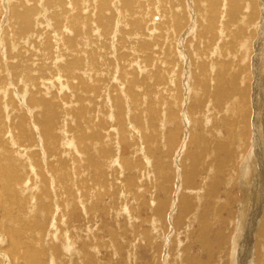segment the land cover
Wrapping results in <instances>:
<instances>
[{"label": "rangeland", "instance_id": "1", "mask_svg": "<svg viewBox=\"0 0 264 264\" xmlns=\"http://www.w3.org/2000/svg\"><path fill=\"white\" fill-rule=\"evenodd\" d=\"M2 1H4V0H2ZM28 1L30 2V0H28ZM28 1L27 0H12V1H10V3H9L10 5L7 6L8 7L7 8L8 9L7 14H6V11H4V10H6L5 9L6 6L4 7V6H2V4H0V10H2V8H3V10L0 12V17H1L0 18V22H1L0 23V36L2 37L4 35L2 38L0 37V42H2V40H4V39H8V38H12V37H14L15 40L19 39L18 41H21V43L17 42V44H19V45H17V48L15 47L16 49L14 47H11V49L14 48V51L11 52V53H13L12 54L13 56L11 58H10V56L5 55V51L3 50L4 47L2 46V44H4V41L2 43H0V55H1L0 56V79L2 80V82L3 81L5 82V80L7 79L5 84H4V82L1 83V81H0V84H1L0 90L1 89L4 90V91L1 90L2 92L0 93V94H2V97L0 100V113L3 114V115L0 114V125H2V126H0V128H2V131H3V132L0 131V136H3L4 140H8V141H5L6 146L4 145V148H5V149H3L4 152L1 153L2 155L0 154V158H1L0 163H1V160L2 161L5 160V161L9 162L11 164V165L9 164L10 166L8 165V167L6 168L5 164H3L1 169H3V167H5L6 169H4V170H7V171H9L11 169L9 172L10 173L14 172L17 175V176L15 175V179H19L23 183L26 182L25 185L24 184L22 185L21 181L14 179V183L16 184V187L14 186L16 188L15 192L20 193V196H18V193H17V195L14 194V196L15 197L17 196L18 198L16 197L17 200H14V202L11 204V206H10V204L7 205V203L0 202V247H1L0 248V264H2V263L4 264L5 263L4 261H8L9 264H51V263H53V264H193V263L194 264H206V263L211 264V262H212V264H221V263L222 264H231V259H230L229 253L234 252V254H236V252L239 251V246H241V245L244 246V249H246L248 246L250 247V253H248V255H247V258H249V259H246L244 257V253L246 251H243V248H241V252L242 251L243 252L240 254H236L235 264H245L246 261H248L249 264H255V263L264 264V260H262V259H264L263 258L264 257V253H263L264 249L262 248L263 246H260V247L256 246V248H255L256 250L254 249L255 244L256 245H260V244L264 245V238L261 237L260 234H258L259 236L258 235H256V237L252 236L253 244H251V241H250L251 238H249V240L247 239L246 243H244V239L246 238L245 237L246 231L247 230L251 231V229H252V227H250L249 225L252 222L253 216L256 214L258 209L260 210V213H262V211H264V207H263L264 206V177H263L264 176L263 175L264 174V159H263L264 155L262 153V144H264L262 142H264V140L261 143H257V145L253 144V143H255L256 139L259 138L258 136H261V138L262 137L264 138V124H262V123H264V91H263L264 90V84H263L264 83V76H263L264 66H263V60H262V57H263L262 53H264V47H263L264 46V42H263L264 39H262V37H264V35H263L264 33H262V26H264V22H263V18L261 15L262 13H264V7H262V5L259 6V9H261V11H263V12H261L259 10V12L261 14L258 13L259 14L258 20L257 21L253 20L254 23L256 21L257 27H255V24H254L255 28L253 27L254 29L253 28L251 29V30H253L252 35H254V33H255L254 36H255L256 40L260 37L257 40V42L253 38L252 39L253 45L250 44V48H248V50H246L247 52L246 51H245V53L241 52L238 55V57H234V55H235L234 51L231 52L227 49L228 46H227V43L225 41L223 42V44L220 45L221 41L218 39L214 40L213 45H210L208 47L202 46L201 48L198 47V49L200 48V49L204 50V51L202 50V53H204V52L206 53L203 59H205L206 61L208 60V62H209L208 68L210 70L209 69L207 70L208 74H206V75H196L194 73L193 69L196 70V68H197L195 66L196 62L201 63L202 58L199 59V57H198V55L200 54V50L197 51L196 48L191 47L190 48L191 53H189L188 50H186L184 48L193 46V44L196 42H201V41H197L195 39V37H196L195 34L200 33L199 32V31H201L200 28L205 23L203 21H200V20L197 21L196 20V25L198 27H195V29H194L195 34L194 33H191L190 35L188 34L187 35L188 37L184 38L185 42H183V44L180 43L181 42V40H180L177 42L176 45H174V48H173L174 51L171 50V48H169V46L173 47L174 42L172 43L173 37H171L170 36L171 33H169L172 31L171 25H169V24L170 23L172 24L174 18L172 17V19H171L172 22L170 21L169 24L166 23V25H165V22H164L163 25L159 26L160 20L162 18H164L166 15H168V13H170V12L173 13L175 11V9L177 8V7L175 9L173 8L171 0H133L134 6L137 5L139 7V12H137V13L139 14V13L143 12V13H141V14H143V15H141V19H136V20H129V19L125 20V18H126L125 12H127L128 10L126 8H123L122 4H121V8L117 7L116 2L114 0H111L110 3L113 6V7L111 6L113 9L110 8V9H107L106 11L113 10L114 12L112 14L110 12L107 13V14H111V15H106L105 18L113 19V21L115 23V25L114 24L113 25L115 27L112 25L113 26V28L111 30L112 33L110 32L111 36L109 34H106V39H105V34H102L103 32L101 29V27L104 23L101 22L100 26H99V23H97V15H96V13L94 14V12H96V11H94V9H92L94 7V5H93V7H91L92 10L89 8L90 7L89 5H85L87 3L89 4V2H88L89 0L88 1L86 0L85 4H83V6H79L80 9H79V7L77 8V6H76L77 0H67L70 4L66 0H64L67 3H65L64 6L60 5L61 6L60 8L58 7L59 4H64V2L62 0L61 1L63 3H61L60 1H57V0H54L57 2H54L53 0H51L53 2V3L51 2V5H50V2H48L50 0H45L44 2L42 0H39V2L41 1V3H37L38 2V0H37L36 1L37 4L32 5V7L35 8L34 12L32 11V14L30 13V16L28 15V19H30V21L32 18L35 19L36 21L32 20L33 22L31 21V23L29 22L27 25H25V22L28 19L21 18L20 16L16 17V19H15V17H13V16L11 17V14H12L13 8H15L14 10L17 9V11L18 10L21 11L24 7L28 6V4H27ZM80 1H82V0H80ZM119 1L121 2V0H119ZM72 2H74V3H72ZM83 2H84V0H83ZM190 2H191L190 0H183V6H184L183 8H184V10L186 9L185 11H187V12H185V13L188 14V19H189L188 26L193 24V20L191 18V16L193 15V10H192L193 8H192V6H191L192 4ZM47 3H49V4H47ZM31 4H29V6ZM38 4H39V6H38ZM54 4H56V5H54ZM46 5L48 6V8ZM73 5H75L77 9L74 8ZM71 6L73 8H68ZM137 6H136V8H137ZM51 7H53V8H51ZM140 7H141V9H140ZM163 7H166V8H163ZM56 8L59 11H57ZM62 8H64V10H66V12H67V13L65 12L66 14H64V11ZM65 8H67V9H65ZM169 8L171 10L170 12H168ZM171 8L174 9V11ZM190 8H191V10H190ZM201 8L202 7H200V9ZM45 9H46V11H45ZM50 9H51V11H50ZM166 9L168 10L167 13H166ZM42 10H44V11H42ZM77 10H79V11H77ZM81 10L84 13H79V12H81ZM140 10H142V11L140 12ZM176 10H179V9H176ZM54 11H57V13L59 15H61L63 12V14L61 15L62 19L57 14L54 16L53 15V14H55ZM76 11H77V13H79L77 16L80 17L81 19L84 18L85 15H87L88 17H86V16L85 17H86V19H88L89 22L86 21L85 18H84V20L83 19L80 20L78 18L79 19V22H78L77 16L75 15V17H74V14L76 13ZM123 11H124V25L126 23L127 24L124 26L123 31H121V32L119 31V34H116L118 32L117 30L120 29L119 23H120V19L122 18L120 16V12H123ZM196 11H197V9H196ZM43 12H44V14H43ZM50 12H52V13H50ZM60 12H61V14H60ZM164 12L166 13V15ZM87 13H89V14H87ZM133 13H134V11H133ZM161 13L164 14V17H162L163 15ZM71 14H73V15H71ZM200 14H201V12H200ZM38 15H40V16H38ZM186 15H185V17H187ZM41 16H42V19H41ZM43 16H44V18H43ZM56 16H58V18H56ZM72 17H74L76 19L73 20L74 18H72ZM68 18L69 19L71 18V19L68 20ZM38 19L43 21V22H41V21L38 22L39 21ZM59 19H61L60 22H59ZM4 20H5V22H4ZM55 20H57V21H55ZM44 21L46 22L47 28L45 27ZM63 21H64V24L62 23ZM70 21L72 22V25H71ZM84 21H85V23H84ZM134 21L141 22V23L137 22L138 24L136 23L137 25H140L139 28H137L138 26L135 24ZM2 22H4L5 24H3ZM75 22H77V23H75ZM190 22H192V23H190ZM35 23H37V24H35ZM38 23L39 24L41 23L42 25L40 26ZM57 23H59V26L62 24L60 26V28H59V26L57 28L55 27L56 25H58ZM82 23L85 25H83ZM89 23L93 24V26L88 25ZM31 24H33V25L30 27ZM48 24H50V25H48ZM80 24L83 26L82 28H81ZM86 24L89 27H87ZM201 24H202V26H201ZM261 24H262V26H261ZM63 25L65 26V28H66V26L70 27V25H71V27H70L71 30L68 29L69 28L68 27V28H66L68 31H66ZM73 25L74 26L77 25V27H80V28L76 29L77 27H74ZM133 25H135L136 27ZM182 25H183V23H182ZM182 25L180 27H182ZM131 26H133V27L131 28ZM168 26H170L169 28L171 31L167 28ZM39 27L43 30V32H41ZM42 27H44V28H42ZM61 27H63L64 30ZM90 27H91V29H90ZM92 27L94 28L93 29L94 31L92 30ZM142 27H144L142 29V31H144L146 33V35H145L146 37L144 36L145 33L142 32L140 29ZM162 27H165V28H162ZM45 28H46V30L47 29H49V30L46 31ZM73 28H75L76 30ZM135 28H137V29L135 30ZM147 28L149 30H147ZM161 28H162V30H160ZM50 29H51L52 33L50 32ZM57 29L59 31H63V32H59L62 36H65L67 34L66 37H64V39L71 37L69 39L70 43L69 42L66 43L67 41L65 42V40L63 41V37L57 33L58 32ZM86 29L91 30V31H89L91 33L87 32ZM163 29L164 30L166 29L165 31H167V30H169V31L165 32ZM21 30H23V31H21ZM32 30L34 32H31ZM38 30H40V31H38ZM81 30H83V31H81ZM100 30H101V32H100ZM138 30H140L141 32L140 31L137 32ZM17 31H21V32H17ZM55 31H57V32L55 33ZM71 31L75 32L76 34H80V35H76L73 32L71 33ZM79 31H81V33ZM114 31L116 33H114ZM65 32H68V33L70 32V33L65 34ZM184 32H185V29H184ZM2 33H4V34L2 35ZM42 33H44L43 36H42ZM86 33H89L88 35L89 36L91 35V36L88 37V35H86ZM120 33H121V35H120ZM134 33L135 34L137 33V34L135 35ZM142 33H144V34H142ZM156 33L158 35H156ZM160 33L162 34L161 36H163V37L167 36V37L166 38H163V37L159 38ZM5 34H7V36L8 35H10V36H8L6 38ZM48 34H50V35H48ZM54 34H55V36H57V38H55ZM72 34H73V36H74V34L76 35L75 38L72 37ZM138 34H141V36ZM149 34L150 35L152 34V35L149 36ZM154 34L156 35V37L157 36L158 37L156 38ZM39 35H41V36H39ZM47 35H48V37L50 36L49 38L51 40V43H50V40L47 37ZM68 35H70V36H68ZM107 35H109L110 37ZM153 35H154V38L152 40L151 37H153ZM35 36L37 39L35 38ZM92 36L95 37V38L93 37V40L95 39L97 41V43L94 42L95 40L94 41L90 40V39H92L91 38ZM118 36L123 37L121 43L118 42V40H119ZM191 36H193L194 39L189 38ZM17 37H20L21 40H20V38H17ZM45 37H47L46 40L44 39ZM78 37H79V39H81L80 41L78 39H76ZM83 37H85V38H83ZM107 37H108V39L110 38V41L107 39ZM58 38H60L59 41H57ZM73 38L75 39L74 41L77 40L75 42L77 45L75 43H73L74 42ZM87 38L89 39V41H88L89 43L87 42V40H88ZM32 39H33V41H32ZM38 39H39L40 43H39ZM42 39L45 40L46 44L42 42L43 41ZM47 39H48V41H47ZM54 39H57V40H55L56 43L54 42ZM71 39H72V41H70ZM83 39H84V41H83ZM97 39L101 42L104 41V42H102L103 46L101 45V42H98ZM145 39L147 40L148 44L150 43L149 44L150 46H151L152 42L155 43L151 46L152 50H149V49H151V48H149L150 46L148 48L147 47L143 48V47L137 45L139 43L138 42L139 40L146 41ZM165 39H167V40L165 41ZM187 41L188 42L191 41L192 43L189 42L191 45L188 44ZM31 42H36L37 46L35 45V43H34L35 46L33 45V43L30 46ZM63 42H64V44L65 43L68 44V45H66V44L65 45L67 48L69 47V49H67L65 47V45H63ZM82 42L84 43V45L82 44ZM216 42H218V43L216 44ZM41 43L45 44L48 47H45V45H43V44L41 45ZM71 43H73V46H71V48L76 45L75 47H77V49L73 48V50L79 51V49H80L81 54H79L80 52H74L72 49H70L69 44H71ZM90 43H92V44L89 45L90 47L87 48L88 44H90ZM117 43H119L120 45L119 44L117 45ZM122 43H124V44H122ZM22 44H23V46H22ZM26 44H28V47ZM39 44H40V46H38ZM60 44L63 45L62 48H61ZM97 44L100 45L103 49L100 46H98ZM20 45L22 48L25 47L22 50L23 52L20 50L21 49ZM79 45H80V47H79ZM215 45H217L218 47L221 46L224 49L221 50L218 47L215 48ZM1 46H2V48H1ZM52 46H54V47H52ZM124 46H126V47H124ZM224 46H226V47H224ZM41 47H43V48H41ZM63 47H65L66 49H64ZM96 47L97 48L100 47V48L95 50ZM120 47H121V49H120ZM166 47L169 48L170 50L167 49ZM203 47H205V48H203ZM233 47H235V46H233ZM50 48H52L53 50H51ZM18 49H19V51H18ZM25 49L29 50L30 54L33 55V57L29 54L28 51L26 52ZM42 49H47L49 51L45 52L47 50H42ZM61 49H62V51H61ZM63 49H64V51H63ZM89 49L90 50L92 49L91 52L89 51ZM101 49L103 50L102 52L100 51ZM114 49H117V51ZM160 49H161V51H160ZM206 49L209 50V52ZM215 49H217V52H215L216 51ZM55 50H59L60 56H59V53H58V55H56V52H58V51H55ZM98 50H99V52H98ZM113 50H114V52H113ZM165 50L167 53L165 52ZM181 50L186 51L184 53L185 55H182L183 52H181ZM20 51H21V53H20ZM24 51H25V53H27V54H25V56L28 55V57L26 56L27 58L25 56H23L24 54H22V53H24ZM31 51H33L34 53H32ZM51 51H52V54H55L56 56L55 55L51 56V54H50ZM85 51H89L87 53L91 54L90 56L95 57L98 60H96L95 58H92V57H91L92 58L91 59L89 57V55L87 56V53ZM95 51L98 52V54ZM154 51H155V53H154ZM168 51L175 56L177 61L175 60V58L172 55H170V53H168ZM257 51H259V52H257ZM43 52H44V54L45 53L46 54L44 55ZM92 52L95 56L92 55ZM192 52H194V53H192ZM39 53H41V54H39ZM62 53H64L65 55L67 53H69V54L71 53V55L68 54V55L64 56V54H63V56H62ZM75 53L77 54L78 58L76 57V55L75 56L73 55ZM82 53L84 55H82ZM150 53H151L152 57H151V55H149ZM228 53H230V54H228ZM49 54H50V56H49ZM100 54H101V56H99ZM14 55L16 56V58L14 57ZM42 55H44L46 58ZM80 55L84 56L83 57L84 59ZM160 55H161V57H160ZM223 55L227 59H225V58L223 59V57H224ZM67 56H68V58H66ZM73 56L76 58H74ZM117 56H120V57H117ZM186 56H188L187 59H186ZM31 57L34 59H32ZM39 57H40V59H39ZM42 57H44L43 58L44 60L42 59ZM86 57H87V59H86ZM88 57H89V59H88ZM183 57L186 59L185 61H184ZM5 58H7V59H5ZM22 58L24 59V61L22 62L23 65L22 64L18 65V66H20V67H18L17 64L21 63V61L23 60ZM25 58H26V60H25ZM152 58L153 59L155 58L156 60H153ZM164 58H165V61L163 60ZM207 58H209V59H207ZM217 58L220 61H218V62L214 61V59H217ZM244 58H246V59H244ZM27 59H29V60H27ZM56 59H57V61H56ZM58 59H59V61H58ZM64 59H66V60L68 59L70 64L68 63L69 64L68 65L67 64L68 61H66ZM72 59H74L76 62ZM77 59L79 60V62ZM60 60L62 61V63ZM92 60L95 62L97 67L99 66L98 67L99 71L97 70V68H96V70L94 69L95 65H92L93 64ZM99 60H100L101 64L99 63ZM16 61L20 62V63H17ZM30 61H32V62H30ZM73 61L77 65H75ZM82 61H84V63ZM90 61H92V63ZM175 61H176V63H175ZM211 61H212V63H211ZM8 62L14 63V65H15L14 69L10 70L13 74L7 68ZM24 62H27V63L24 64ZM34 62H36L37 64ZM89 62L91 63L90 67H89ZM97 62H98V64H97ZM213 62L215 64L219 63L220 65L219 64L215 65V64H213ZM28 63L31 65V67L29 66ZM59 63H61V64H59ZM64 63H66V65ZM186 63H187V65H186ZM32 64H34V65H32ZM44 64L46 65L45 67H43ZM72 64L75 65V67ZM78 64H80V65H78ZM173 64H176V65L174 66ZM40 65H42V66H40ZM50 65H52V67H48ZM64 65L67 66L66 67L67 69L65 68ZM91 65L94 67H92ZM214 65L216 67H213ZM32 66H35L36 68H34V67L32 68ZM56 66H61V67H56ZM70 66H72V68H70ZM166 66H168V67L166 68ZM172 66H173V68L170 69ZM29 67L31 69H29ZM42 67H43V69H42ZM77 67H78V69H76ZM91 67H92V69H91ZM19 68L20 69L22 68L23 72L22 71L19 72V70H20ZM44 68H45V70H44ZM63 68H65V69H63ZM69 68L72 70H70ZM218 68H219V70H218ZM256 68H257V70H255ZM23 69H25V72ZM38 69L39 70L42 69L43 71H45L47 76H46V74H44L43 71L40 72ZM51 69H53L52 72H51ZM2 70H4V71H2ZM62 70L63 71L65 70V72H63ZM67 70H69V71H67ZM76 70L77 71L79 70V72H77ZM178 70H180V71H178ZM188 70H190V71L188 72ZM27 71L29 72V74ZM30 71L34 72L35 75L32 73V75L34 77L32 75H30L31 74ZM247 71H249V73H251V75L247 74L248 73ZM39 72L41 73V75L39 74ZM156 72L159 74L156 75L155 74ZM36 73H37V75H36ZM65 73H66V76L64 75ZM72 73L74 74L73 75L74 77H72V75H71ZM196 73L197 74L200 73L199 68L196 70ZM42 74H43L44 78L42 77ZM55 74H57V75H55ZM67 74H70L68 76H69V78L72 77V78H70L71 80L68 78ZM167 74H169V75H167ZM215 74H222L226 78V79L223 78L224 84L222 83L223 91L226 90L224 92V95H223L225 97H223V96H220V97H218V96L217 97L216 96H211V97L207 96L206 98L209 97V99L215 100V97H216V99L221 101L223 107H226V106L231 107L233 104H236V97L234 95H236V96L238 95L239 98L243 97V95H244V98L248 102V104H250V105L252 104V106H251L252 108L250 107V109H248L251 111V113L249 114L250 116H249L248 121H249V125H251L252 128H250V130H249L250 134H249V132L245 133L246 136H244V139H246L245 140L246 143H245V149H244V151L242 150V152H241V149L239 148L241 143L240 142H239L240 144L237 143L238 142L237 140H240L238 131H237V129H235V127H233L230 123L228 124V122H227V119L229 116V114H228L229 110H226V109H225V111L224 110H222V111L216 110L219 113L218 115L216 114L217 113L216 111H214L215 114L212 113L213 111H211V113L214 116H217V117L219 116L218 120H216V121L218 123L221 121L220 122L221 124L219 123L218 127L216 128V131L213 130V132L215 133V134H213V136H215L216 134H217V136L213 137L212 135L209 134V127L213 128V126L211 127L212 124L210 123V122L213 123V120L209 119V118H211L212 114H210L209 109H208L209 111L206 109V107L210 103V100L208 101V99L206 100L204 98L203 99L200 98L201 93L199 92L198 87L200 86L201 82H197V80L205 79L206 76L214 77ZM83 75L85 77L86 76L87 77L85 78ZM148 75H151L152 77H150ZM164 75H166V76H164ZM184 75L186 78L184 77ZM226 75H228V76H226ZM1 76H2V78H1ZM98 76H100L102 79L98 78ZM236 76H238V78L234 79V77H236ZM20 77L22 78V80L20 79ZM153 77L156 79V81ZM183 77L185 79H183ZM258 77H259V79H258ZM34 78H35V80H34ZM39 78H40V81L38 80ZM48 78L50 80H48ZM82 78H83V80H82ZM123 78H124V80H123ZM240 78L244 79V84H245L244 86L241 84ZM54 79L55 80L57 79V80L55 81ZM66 79H68V81H66ZM92 79H94V80H92ZM130 79H133V80H130ZM194 79H197V80H194ZM15 80H17V83ZM78 80H79V83H78ZM84 80H86V82ZM157 80H159L161 83ZM186 80L187 81L191 80V82L189 81L188 82L189 84H188ZM253 80H255V81H253ZM35 81H36V83L38 81L40 83L38 82L35 86L34 85ZM49 81H50V83H49ZM52 81H54L56 83H51ZM136 81H137V83H136ZM162 81H164L163 84H162ZM84 82H85L86 88L88 87L89 89L85 88ZM247 82L249 84H247ZM48 83L50 85L53 84L54 87L52 85L50 86ZM71 83H73V84H71ZM158 83L160 84L159 87H157ZM190 84H191V86H190ZM37 85L39 86L38 88H36ZM47 85L49 88L50 87L51 88L48 89ZM55 85H57V86H55ZM71 85L72 86L75 85L74 86L75 88L72 87ZM214 85L215 84H211L210 88H212ZM246 85H247V87H246ZM43 86H46L48 91H46V88ZM147 86H149V87H147ZM160 86L162 87L161 89H160ZM163 86H164V89H163ZM189 86L191 89L198 92L197 96L193 95L192 91L187 90V88ZM19 87L21 88V90ZM93 87H94V89H93ZM35 88H36V90H35ZM52 88H54V89L52 90ZM71 88H72V90H71ZM155 88H157V89H155ZM237 88L238 89L240 88L241 90L239 89L235 94H233V90L236 91ZM39 89H40V91H39ZM43 89L45 92L43 91ZM159 89L163 90V91L161 92V91H159ZM155 90H156V92L154 93L153 91H155ZM10 91H12V93H10ZM13 91H14V93H13ZM40 92L42 93V95ZM58 92H60V93H58ZM218 92H219V90H218ZM228 92L230 95H228ZM231 92H232V94H231ZM247 92H248V94H246ZM61 94H63V95H61ZM144 94H146V95H144ZM160 94H163V95H160ZM249 94H251L250 97H249ZM11 95L13 96L12 100L8 101V97ZM159 95L161 97H163V98H160L161 100L158 99L160 97ZM247 95H248V97H247ZM64 96H67V97H64ZM133 96H134V98H133ZM184 96H187V97H184ZM233 96L235 97V100H234ZM252 96L254 97L253 101H252V99H253ZM35 97H37L36 99H39V97H40V100L41 99H43V100L41 102L35 103V101H34ZM78 97L81 100H78ZM193 97L195 100H192ZM50 98L55 99V101L51 99V102H50V100H48ZM154 98H155V100H154ZM28 99H30V100L32 99L31 102L33 104H36V107L33 104L31 106H27L26 102ZM45 99H46V101H45ZM47 100L51 104L52 108H53V106L55 108L56 107L58 108L61 105V107H60L61 110L59 108H58V110H60V113L62 111L63 112L61 113V115L59 113V117L61 116L60 117L61 119H58V120H60L59 123L55 122L51 128V131L46 133L47 135H45L46 131L43 129V131H45V132H43L41 127L38 126L39 125L37 123L38 121L36 120V117H34L35 116L34 114L36 112H34V111H39L40 107L42 108L45 104H48ZM197 100L200 102L198 103ZM232 100H234L233 101L234 103L232 102ZM179 101H182L183 103L185 101L188 105L194 106L195 110L197 112L193 113V110H192V112L188 111L189 114L187 113L188 117H186L183 114V112L184 113L187 112L186 109L185 108L183 109V107L179 106L180 104L177 105L178 103H175V102H179ZM258 102H260V103H258ZM38 103H40V104L43 103L44 105L43 104L40 105ZM149 103L151 104V108H152L151 110L149 109L150 108ZM23 105H25V106H23ZM160 105H161V107H160ZM169 105H171V106H169ZM253 105H254V107H253ZM153 106L156 107V108H154V110L156 109L157 111L153 110ZM255 106H257V107H255ZM166 107H168L167 108L168 110L166 109ZM169 107H170V109H169ZM1 108H4V109H1ZM69 108H70V110H69ZM147 108H148V110H147ZM159 108H161V109H159ZM163 108H164V112H163ZM255 108H257V113H258L257 116H260V118L255 119L252 116V114L255 113ZM33 109H34V111H33ZM74 109L77 113L75 111L72 112ZM251 109H253V110H251ZM28 110H29V112H28ZM30 110H32L33 112ZM170 110L172 112H170ZM16 111H18V112H16ZM19 111H21V112H19ZM87 111L89 113H87ZM148 111H150V113L152 112L153 115H151V114L149 115ZM13 112H15V113H13ZM158 112H160L159 114H161V119H160L159 114L158 115L156 114ZM233 112L234 111H232V115L238 117V112L235 111L234 114H233ZM6 113L8 116L6 115ZM11 113L13 116H11ZM65 113H67V115ZM83 113H84V115H83ZM171 113L173 114L174 117H172V118L175 119V121L172 119H170L171 121H169V116L171 115ZM223 113L225 115L226 114H228V115L225 116ZM20 114H22V116ZM27 114H29V115H27ZM79 114L82 117H80ZM166 114L169 116H166ZM18 115H20V116H18ZM24 115H25V117H23ZM30 116H33L32 119L30 118ZM67 116H68V118H66ZM69 116L71 117V119ZM157 116H159V118ZM205 116H207V117H205ZM222 116H223V118H222ZM251 116L254 119H251ZM7 117H9V118H7ZM86 117H88L87 119L90 120L89 124H91V125H89V126H87L88 122H87V124L83 123L84 120L87 121ZM162 117H164L165 119ZM4 118H7L6 120H8V121H6ZM79 118H80L81 122H80ZM14 119L18 123V125L23 124L22 129L24 126L23 131L25 134L23 133L21 135L20 133L17 132V135L20 134L19 136H17L13 133L12 124L10 122H12L14 125V122H15ZM20 119H21V121H20ZM22 119H24L25 122ZM68 119H69V121H68ZM76 120H78V122H76ZM166 120L168 122H166ZM205 120H208L207 123L205 122ZM210 120H212V121H210ZM252 120H254L256 123H259V124H255L254 122H253V124H251L250 121H252ZM32 121H35V122L32 123ZM67 121H68V124L70 127H67L68 124L66 127L70 128V130H71L70 132L68 130H66L67 128L65 127ZM158 121H161V122L165 121V123L164 122L160 123ZM177 121H178V123H177ZM257 121H259V122H257ZM28 122H30V123H28ZM171 122H172V124H171ZM2 123L4 124V127H3ZM26 123L29 125H27ZM35 123L37 125H35ZM60 123L62 124V126ZM70 123H72V124L70 125ZM78 123H80V124H78ZM76 124H78V126ZM82 124L85 125L86 127L83 126ZM160 124H162V125H160ZM163 124H165V125H163ZM8 125H9V127H8ZM54 126H55V128H54ZM82 126L86 130L83 129ZM117 126L120 129H118ZM162 126L163 127L166 126V127L163 129ZM15 127L20 129V127H17V126H15ZM28 127H30V128L26 129ZM59 127L63 130H61ZM78 127L81 129H79ZM176 127H178V132H177V129L175 130V132H177V135H173L172 138L177 137V143H176V145L174 144L175 146L174 145L169 146L168 142L166 140L168 138L167 136L169 135V132L171 130H174V128H176ZM179 127H180V129H179ZM53 128L56 129L57 131H58V129H60L63 132H60V130L57 132ZM71 128L73 130H75L77 128L78 131H77V129L75 130L77 132V134H74L76 132L72 131ZM253 128H254V131H253ZM36 129H37V131H36ZM11 130H12V132H11ZM33 130H35L34 135H33ZM65 130L68 132H66ZM118 130L120 131L119 133H118ZM8 131L10 132V134L7 135L6 132L9 133ZM27 131H28V133H27ZM236 131H237V133H236ZM36 132L39 133L40 135L35 134ZM211 132H212V130H211ZM60 133L63 134V138H62V136L60 137ZM64 133H65V135H64ZM235 133H236V135H235ZM28 134L34 136L33 137L34 142L38 143V144H36V143L35 144L36 145L41 144L40 145L41 148H40V146L34 145L33 144L34 142L33 143L31 142V141H33L32 136H29ZM255 134H257V138L254 137V136H256ZM77 135H78V137H81L80 139H78V141H76V138H78V137H76ZM229 135H230V137H229ZM40 136L42 137V139ZM47 136H49V137L51 136L50 137L51 139L50 138L48 139ZM20 137H21V139H20ZM37 137H40V138H37ZM73 137H75V139ZM235 137H237V139ZM245 137H247V138H245ZM56 138L60 139V141L58 140V142H57ZM28 139L31 141L29 142ZM39 139H41V140H39ZM71 139L73 141H71ZM49 140H50V142H49ZM54 140H56V144L54 142L55 147L53 144ZM80 140L82 142H80ZM17 141H18V143H17ZM44 141L47 143V145L50 144V146H52V147L48 146V148L51 151H49L48 148L45 150L47 145H46V147H44V144H45ZM63 142H64L65 147L59 145V144L63 145ZM230 142L232 143L231 145H230ZM14 143L17 146L19 145L20 147L18 146L19 148H17V146ZM30 144L32 145V148L30 147L31 146ZM67 144H69V145H67ZM82 144H83V146H81ZM248 144L250 145L251 148L249 147ZM33 145L35 147L34 149H33ZM69 146H71L72 148ZM7 147H8L9 151L7 150ZM254 147L256 148L255 152H258V157L256 158V161L253 160L254 164L251 162V166H248L249 168H247L246 164H245V166H246L245 169H243L242 167L238 168L237 161H236L237 156L238 155L241 156L240 155L241 153H244V154H242V158L243 157L246 158L247 156H250L248 153L249 149H250L249 150L250 153L252 155H254L253 154V151H254L253 148ZM42 148H44V150ZM222 148L228 149V151L224 150L225 151V153H224ZM38 149H39V151H37ZM53 149L54 150L60 149V150H57V152H56L57 154H60L62 150L64 152V153L62 152L60 154V157H58L61 159V160L59 159V163H58V164H61V166L56 164V165H58L57 166L58 168L55 165H52V164H54V162L51 163L53 160H55L54 159L55 157L53 158V156L57 155L55 153H53V155H52V153H50V152H53L52 151ZM11 150L14 151L15 153L12 152ZM25 150L26 151L29 150V151L26 152ZM47 150L49 151L48 153H47ZM31 151L32 152L35 151L36 155L34 156V153H31ZM75 151L78 153H76ZM237 151H238V154H236ZM38 152L40 155L42 153H46V157H44V156L41 157L38 154ZM13 153H14V155L16 153L17 154L15 156H13ZM29 153H31L34 157ZM261 153H262V156H261ZM5 154H7L8 158ZM9 154H11V155H9ZM190 154L195 155L194 156L195 164L191 161V158H189ZM3 155L6 157H4ZM50 155H51L53 160L50 159L51 158ZM11 156H13V157H11ZM38 156H40L41 158L39 157L37 159L36 157H38ZM219 156H220V158H219ZM259 156L262 158H260ZM11 158H16V159H11ZM23 158H24V160H23ZM32 158H34V160ZM221 158L226 159V161L223 162L224 159L221 161ZM242 158H241V160H242ZM36 159L38 160V162L36 161ZM39 159H40V162L42 161L41 167H38V164L40 166ZM48 159H50L51 161ZM47 161H48V164H47ZM49 161H50L52 166H50ZM89 161L93 164V167ZM109 161H110V163H109ZM61 162L64 164L65 168H63L64 166ZM229 162H231V163H229ZM190 163H191V165L193 164L194 166H197L196 173L191 172V171L188 172L191 169ZM42 165H43V167H42ZM16 166H18L20 169ZM26 166H28V167H26ZM53 166L55 167V169L56 168L57 169L54 170ZM87 166L89 167L88 170H87V168H88ZM9 167H11V168H9ZM14 167L16 168V171H13ZM252 167H254V169ZM28 168H30V169H28ZM40 168H43L42 170L44 173L41 172ZM50 168H52V169H50ZM17 169H19L18 170L19 172L17 171ZM32 169L34 171L36 169H38L37 171H35V173H38V174H35V175H37L36 179H34L35 175H34V171L32 172ZM61 169H62V172H61ZM57 170L60 172L58 173ZM217 170L220 173L223 171L224 174L222 175L219 172L217 173ZM46 171H48V172H46ZM23 172H25V173L23 174ZM243 172H245L246 174ZM50 173L52 176L50 175ZM44 174L45 175L47 174L49 177L46 175L45 177L48 179L45 178V180H44L45 182L44 181L42 182V180L44 178L43 177ZM60 174H62V175H60ZM190 175H192L193 177ZM18 176H19V178H17ZM23 176L24 177L26 176L25 177L26 179ZM55 176H58L57 179L60 178V179H63L64 181L62 182L60 179H58V181H60L58 183V181H56L57 179ZM78 176H79V178H78ZM245 176H247V177H245ZM215 177H217L218 179H216ZM73 178L74 179L76 178L75 181ZM53 179L55 180V182L53 181ZM78 179H80V180H78ZM26 180H28V181H26ZM48 180L49 181L51 180L53 182V184H51L52 183L51 181H50L51 183L50 182L48 183L47 182ZM81 180L82 181L84 180V181L82 182ZM214 180L217 181V184L215 182H213ZM219 181H220V184H219ZM56 182H57V184H56ZM44 183H46V187H45ZM213 183H215V184L213 185ZM18 184H19V187L17 186ZM26 185H29L27 188V190L29 189L28 190L29 193L26 192V195H25V191H26L25 187H27ZM34 185L35 186L38 185V186H36V188H33ZM17 189H20V191L22 190L23 192H20ZM52 190H53V192H52ZM1 191H2V189H1V184H0V193H1ZM49 191H51V192H49ZM32 192L34 193V195H32ZM27 193H28V196H27ZM36 193H37V195H36ZM38 193H39V197H38ZM49 193L51 196L49 195ZM194 193H195V195H194ZM196 193H198V195ZM189 195H191V196L189 197ZM199 195L202 199L198 198ZM187 196L190 198V200L188 199ZM22 197H23V199H22ZM28 197L30 200L28 199ZM43 197H45L44 201H43ZM54 197H57V198H54ZM253 197L255 200H253ZM247 198L249 199V202H251V204L249 203L248 207L246 208V211L244 212L245 209H243V206H244L243 199H247ZM198 199H199V202H197ZM0 200L2 201V199H0ZM179 200L180 201L182 200L181 204L188 202V203H186L185 206L187 207V211L189 210L190 213L184 214V213H182V211H180V209H179L180 204H178V203H180ZM160 201H161V203H160ZM254 205H256V206H254ZM258 206H260V207H258ZM241 207L243 210L241 209ZM162 210H164L165 212ZM247 210L250 212H248ZM241 212H244L245 216L239 215ZM246 212L248 213V215ZM241 214H243V213H241ZM192 217H194V218H192ZM258 219H260V217H258ZM182 220H183V222H182ZM181 222H182V224H181ZM233 222H235V223H233ZM239 222H240V224H239ZM241 224H243V228H245V229L242 228V231H241V229L239 231V230H237V228L239 229ZM203 225H205V226H203ZM240 235H242V236H240ZM233 240L238 242L237 246H232ZM256 240H257V243H256ZM219 247H221V248L219 250L220 252L218 253ZM69 248H71V249H69ZM251 248H253L254 250ZM259 249H261V250L263 249V250L261 251ZM261 253H262V255H261ZM29 254L31 255L32 258L30 257ZM70 254H72V256ZM3 255L6 256V258H2ZM28 255H29V257H28ZM33 255L35 256V258ZM261 257H262V259H261ZM29 258H31V259H29ZM260 259L262 261H260ZM49 262H51V263H49Z\"/></svg>", "mask_w": 264, "mask_h": 264}, {"label": "bare ground", "instance_id": "2", "mask_svg": "<svg viewBox=\"0 0 264 264\" xmlns=\"http://www.w3.org/2000/svg\"><path fill=\"white\" fill-rule=\"evenodd\" d=\"M10 1H12V0H4V1H0V4H2V6H6V10H4V11H6V14L8 13V5H10L9 3H10ZM28 1V0H27ZM36 1L37 0H30V2L28 1L27 2V4H28V6H26V7H24L21 11H17V9L16 10H14L15 8H13V11H12V14H11V17L13 16V17H15V19H16V17H18V16H20L21 18H26V19H28V15L30 16V13L32 14V11L34 12V7H32V5L33 4H37V3H41V1L39 2V0H38V2L36 3ZM43 2L45 1V0H42ZM54 1V0H53ZM57 1H60L61 3H63L64 2V4H59V8L61 7L60 5H65V3H67V2H65L64 0H57ZM57 1H54V2H57ZM88 1V0H87ZM115 2H116V4H117V7H119V8H121V4L123 5V8H126L128 11L127 12H125V20H127V19H129V20H136V19H141V15H143V14H141V13H143V12H141L142 10H140V12L141 13H137V12H139V7L137 6V5H135L134 6V4H133V0H121V2L119 1V0H114ZM172 1V5H173V8L175 9L176 7V9H179V10H176L175 9V11H174V9H172L174 12L173 13H171L170 11V8L167 10L166 9V13H167V11L168 12H170V13H168V15H166V13H165V17H164V14L163 13H161L163 16L162 17H164V18H160L161 20H160V22H159V26L160 25H163L164 24V22H165V25H166V23L167 24H169V22L171 21V19H172V17L174 18L173 19V22H172V24L170 23L169 25H171V28H172V31L170 30V26H168L167 28L171 31V32H169V33H171V37H173V40H172V43H173V47H170L169 45V48H171V50H173V48H174V45H176L177 44V42L178 41H180L181 40V42L180 43H182L183 44V42H185L184 41V38L186 37H188L187 35L189 34H191V33H194V29H195V27H198L197 25H196V20L198 21V20H200V21H203L205 24L202 26V24H201V31H199L200 33H198V34H195L196 35V37H195V39L197 40V41H201V42H196V43H194L193 44V46H190V47H185L184 49H186V50H188V52L189 53H191V51H190V48L191 47H193V48H196V50L197 51H199L200 50V54L198 55V57H199V59L200 58H202L201 59V63H198V62H196L195 63V66L197 67H195L196 68V70L199 68V71H200V73L199 74H197L196 73V70L195 69H193V71H194V73L196 74V75H206V74H208V64H209V62H208V60L206 61L205 59H203L204 58V56H205V52L204 53H202V50L203 49H200L202 46H205V47H208V46H210V45H213V42H214V40H216V39H218V40H220L221 41V43H220V45L221 44H223V42L225 41L226 43H227V46H228V50L229 51H234L235 52V55H234V57H238V55L241 53V52H244L245 53V51L246 50H248V48H250V44H252L253 45V42H252V39L254 38L255 39V33H254V35H252V31L253 30H251L253 27H254V24H255V27H257L256 26V21L258 20V15L259 14H261L260 12H259V10L261 11V9H259V6L260 5H262V7H264V0H190L191 2V6H192V10H193V15L191 16V18H192V20H193V24L192 25H189L188 26V22H189V19H188V14L187 13H185V12H187V11H185L184 10V6H183V0H171ZM48 2H50V5H51V0L50 1H48ZM85 2H86V0H84V2H83V0L82 1H80V0H77V8L79 7V6H83V4H85ZM89 2V4L87 3V4H85V5H89L90 7V9H91V7H93V5H94V7L92 8V9H94V11H96V12H94V14L96 13V15H97V23H99V26H100V24H101V22H103L104 24L102 25V27H101V29H102V34H105V39H106V34H109L110 36H111V34H110V32H111V30H112V28H113V26L115 25V23H114V21H113V19H111V18H105V16L106 15H111L114 11L113 10H109V11H106L107 9H110V8H112L113 6L111 5V0H89L88 1ZM113 2V1H112ZM170 2V1H169ZM185 2V1H184ZM12 3V2H11ZM32 3V4H31ZM53 3V2H52ZM69 3V2H68ZM72 3H74V2H72ZM93 3V4H92ZM189 3V4H190ZM29 4H31L30 6H29ZM47 4H49V3H47ZM70 4V3H69ZM166 4V3H165ZM41 5V4H40ZM54 5H56V4H54ZM68 5V4H67ZM177 5V6H176ZM38 6H39V4H38ZM42 6V5H41ZM45 6V5H44ZM47 6V5H46ZM56 6V7H57ZM74 6V8H76V6L75 5H73ZM112 6V7H111ZM136 6H137V8H136ZM54 7V6H53ZM53 7H51V8H53ZM109 7V8H108ZM200 7H202L201 9H200ZM47 8H48V6H47ZM55 8V7H54ZM68 8H73L72 6L71 7H68ZM76 8V9H77ZM116 8V7H115ZM143 8V7H142ZM163 8H166V7H163ZM162 8V9H163ZM261 8V7H260ZM44 9V8H43ZM57 9V8H56ZM55 9V10H56ZM63 9V11H64V14H66L67 12H66V10H64V8H62ZM65 9H67V8H65ZM79 9H80V7H79ZM89 9V10H90ZM91 9V10H92ZM113 9V8H112ZM140 9H141V7H140ZM196 9H197V11H196ZM2 10H3V8H2ZM2 10H0V12L2 11ZM54 10V9H53ZM52 10V11H53ZM61 10V9H60ZM75 10V9H74ZM88 10V11H89ZM134 11V13H133V11ZM190 10H191V8H190ZM201 10V11H200ZM10 11V10H9ZM42 11H44V10H42ZM45 11H46V9H45ZM50 11H51V9H50ZM57 11H59L58 9H57ZM57 11H54V13L55 14H53L54 16L57 14V15H59L58 13H57ZM77 11H79V10H77ZM77 11H76V13H77ZM146 11V10H145ZM164 11V10H163ZM11 12V11H10ZM66 12V13H65ZM73 12V11H72ZM75 12V11H74ZM111 13V14H107V13ZM199 12V13H198ZM200 12H201V14H200ZM261 12H263V11H261ZM41 13V12H40ZM39 13V14H40ZM47 13V12H46ZM50 13H52V12H50ZM74 14V17H75V15L77 16L79 13H84L82 10H81V12H79V13H77V14ZM259 13V14H258ZM42 14V13H41ZM43 14H44V12H43ZM60 14H61V12H60ZM62 14H63V12H62ZM61 14V15H62ZM73 14H71V15H73ZM87 14H89V13H87ZM91 14V13H90ZM93 14V15H94ZM187 14V15H186ZM61 15H59L60 17H61V19H62V16ZM83 15V14H82ZM92 15V16H93ZM185 15L187 16V17H185ZM262 15V18H263V22H264V13H262L261 14ZM33 16V15H32ZM38 16H40V15H38ZM65 16V15H64ZM68 16V15H67ZM81 16V15H80ZM86 17H88L87 15H85ZM84 16V18L86 19V17ZM90 16V15H89ZM120 16L122 17L121 19H120V29L119 30H117L118 32L116 33L115 31H114V33H116V34H119V31L121 32V31H123L124 30V26L127 24H125L124 25V11L123 12H120ZM34 17V16H33ZM36 17V16H35ZM70 17V16H69ZM74 17H72V18H74ZM83 17V16H82ZM95 17V16H94ZM1 18V17H0ZM30 18V17H29ZM32 18V17H31ZM43 18H44V16H43ZM56 18H58V16H56ZM55 18V19H56ZM64 18V17H63ZM80 19V20H84V18H80V17H78L77 16V19ZM187 18V19H186ZM3 19V18H2ZM14 19V20H15ZM41 19H42V16H41ZM61 19H59V22L61 21ZM71 19V18H70ZM69 18H68V20H70ZM76 18H74L73 20H75ZM79 19H78V22H79ZM92 19V18H91ZM95 19V18H94ZM164 19V20H163ZM24 20V19H23ZM32 20H35V19H31V21ZM39 20V19H38ZM45 20V19H44ZM64 20V19H63ZM90 20V19H89ZM148 20V19H147ZM191 20V19H190ZM191 20V21H192ZM253 20H256L255 21V23H254V21ZM3 21V20H2ZM22 21V20H21ZM31 21H30V19H28V20H26V22H25V25H27L29 22L31 23ZM36 21V20H35ZM41 20H39L38 22H40ZM49 21V20H48ZM55 21H57V20H55ZM65 21V20H64ZM64 21L62 22L63 24H64ZM72 21V20H71ZM70 21V23H71V25H72V22ZM77 21V20H76ZM86 21H88V19H86ZM199 21V22H200ZM4 22H5V20H4ZM4 22H2L3 24H5ZM23 22V21H22ZM33 22V21H32ZM41 22H43V21H41ZM45 22V21H44ZM66 22V21H65ZM89 22V21H88ZM91 22V21H90ZM135 22V24L138 22V21H134ZM148 22V21H147ZM185 22V23H184ZM1 23V22H0ZM69 23V24H70ZM75 23H77V22H75ZM84 23H85V21H84ZM92 23V22H91ZM138 23H141V22H138ZM137 23V24H138ZM182 23H183V25H182ZM190 23H192V22H190ZM35 24H37V23H35ZM34 24V25H35ZM39 24V23H38ZM58 25H56L55 27L57 28L58 26H59V23H57ZM61 24V23H60ZM67 24V23H66ZM74 24V23H73ZM83 24V23H82ZM114 24V25H113ZM134 24V23H133ZM136 24V25H137ZM2 25V24H1ZM22 25V24H21ZM33 24H31L30 25V27L32 26ZM40 26L42 25L41 23L39 24ZM48 25H50V24H48ZM62 25V24H61ZM60 25V26H61ZM68 25V24H67ZM71 25H70V27H71ZM78 25V24H77ZM77 25L76 26H74V27H77ZM81 25V24H80ZM83 25H85V24H83ZM88 25H92L93 26V24H88ZM98 25V24H97ZM113 25V26H112ZM144 25V24H143ZM182 25V27H180ZM20 26V25H19ZM38 26V25H37ZM44 26V25H43ZM60 26H59V28H60ZM64 26V25H63ZM72 26V27H73ZM86 26H87V24H86ZM133 26H135V25H133ZM133 26H131V28L133 27ZM138 27L137 28H139L140 27V25H137ZM188 26V27H187ZM261 26H262V24H261ZM26 27V26H25ZM35 27V26H34ZM45 27H46V22H45ZM49 27V26H48ZM69 27V26H68ZM67 26H66V28H68ZM70 27L68 28V29H70ZM83 26L81 25V28H82ZM87 27H89V26H87ZM115 27V26H114ZM128 27V26H127ZM136 27V26H135ZM187 27V28H186ZM254 27V28H255ZM28 28V27H27ZM36 28V27H35ZM40 28V27H39ZM42 28H44V27H42ZM47 28V27H46ZM46 28H45V30H46ZM51 28V27H50ZM61 28H63V27H61ZM64 28H65V26H64ZM64 28H63V30H64ZM65 28V30L66 31H68L67 29ZM78 28H80V27H77L76 29H78ZM86 28V27H85ZM99 28V27H98ZM130 28V29H131ZM137 28H135V30L137 29ZM144 27H142V28H140L141 29V31H142V29H143ZM162 28H165V27H162ZM162 28L160 29V30H162ZM166 28V29H167ZM253 28V29H254ZM18 29V28H17ZM16 29V30H17ZM52 29V28H51ZM51 29H50V32H51ZM73 29H75V28H73ZM72 29V30H73ZM75 29V30H76ZM90 29H91V27H90ZM94 28L92 27V30H93ZM116 29V28H115ZM118 29V28H117ZM129 29V30H130ZM165 29V30H166ZM184 29H185V32H184ZM20 30V29H19ZM40 30H41V32H43V30L40 28ZM40 30H38V31H40ZM44 30V31H45ZM49 29H47L46 31H48ZM55 30V29H54ZM71 30V29H70ZM69 30V31H70ZM87 30V32H89V31H91V30H88V29H86ZM85 30V31H86ZM147 30H149L148 28H147ZM164 30V29H163ZM164 30V31H165ZM169 30H167V31H169ZM21 31H23V30H21ZM21 31H17V32H21ZM58 31V32H57ZM57 31H55V33L57 32L59 35H61L59 32H63V31H59L58 29H57ZM81 31H83V30H81ZM81 31H79L80 33H81ZM94 31V30H93ZM140 30H138L137 32H139ZM140 31V32H141ZM167 31H165V32H167ZM6 32V31H5ZM31 32H34L33 30L31 31ZM37 32V31H36ZM35 32V33H36ZM73 31H71V33H72ZM78 32V33H79ZM100 32H101V30H100ZM142 32H144V31H142ZM149 32V31H148ZM151 32V31H150ZM164 32V33H165ZM256 32V31H255ZM38 33V32H37ZM45 33V32H44ZM44 33H42V36H43V34ZM52 33V32H51ZM50 33V34H51ZM66 33H68V32H65V34ZM70 33V32H69ZM68 33V34H69ZM73 33H75V32H73ZM89 33H91V32H89ZM89 33H86V35H88ZM94 33V32H93ZM112 33V32H111ZM145 33V32H144ZM144 33H142V34H144ZM159 33V32H158ZM262 33H264V26H262ZM4 33H2V35H3ZM22 34V33H21ZM24 34V33H23ZM26 34V33H25ZM50 34H48V35H50ZM76 34V33H75ZM74 34V36H73V34H72V37H74L75 38V36L76 35H80V34H76L75 35ZM83 34V33H82ZM125 34V33H124ZM135 34V33H134ZM137 34V33H136ZM135 34V35H136ZM167 34V33H166ZM193 34V35H194ZM6 35V38L8 37V36H10V35H8L7 36V34H5ZM34 35V34H33ZM32 35V36H33ZM48 35H47V37H48ZM64 35V34H63ZM67 35V34H66ZM66 35L65 36H62L63 37V41L65 40V42L66 43H68L69 42V39L71 38H66V39H64V37H66ZM109 35H107V36H109ZM120 35H121V33H120ZM138 35H140L141 36V34H138ZM146 35V33L144 34V36ZM152 35V34H151ZM150 34H149V36H151ZM155 35V34H154ZM154 35H153V37H151L152 38V40H153V38H154ZM156 35H158L157 33H156ZM156 35H155V37H156ZM162 34L160 33V35H159V38L160 37H163V36H161ZM168 35V34H167ZM173 35V36H172ZM264 35V34H263ZM4 36V35H3ZM2 36V37H3ZM31 36V35H30ZM37 36V35H36ZM36 36H35V38H36ZM39 36H41V35H39ZM54 36H55V34H54ZM60 36V37H61ZM68 36H70V35H68ZM67 36V37H68ZM91 36V35H90ZM89 35H88V37H90ZM109 36V37H110ZM116 36V35H115ZM1 37V36H0ZM1 37V38H2ZM38 37V36H37ZM47 37H45L44 39L46 40V38ZM50 37V36H49ZM48 37V38H49ZM61 37V38H62ZM87 37V36H86ZM93 37L94 36H92L91 38L92 39H90V40H93ZM100 37V36H99ZM103 37V36H102ZM146 37V36H145ZM144 37V38H145ZM148 37V36H147ZM158 37V36H157ZM156 37V38H157ZM167 36H165V37H163V38H166ZM257 37V36H256ZM17 38H20V37H17ZM40 38V37H39ZM55 38H57V36H55ZM73 38V41L75 40ZM82 38V37H81ZM83 38H85V37H83ZM95 38V37H94ZM118 38H119V40H118V42H120L121 43V41H122V39H123V37H121V36H118ZM142 38V37H141ZM140 38V39H141ZM155 38V39H156ZM179 38V39H178ZM189 38H193V36H191V37H189ZM260 38V37H259ZM258 38V39H259ZM4 39V38H3ZM29 39V38H28ZM27 39V40H28ZM34 39V38H33ZM33 39H32V41H33ZM37 39V38H36ZM44 39H42L43 41V43H45V40ZM76 39H78L79 41L81 40V39H79V37L78 38H76ZM88 39V38H87ZM107 39H108V37H107ZM194 39V38H193ZM257 39V40H258ZM262 39H264V37H262ZM19 39H17V40H15V38L14 37H12V38H8V39H4V40H2V42L4 41V44H2V46L4 47V51H5V55H8V56H10V58L13 56L12 54L13 53H11L12 51H14V48L16 47L17 48V45H19V44H17V42H19V43H21V41H18ZM20 40H21V38H20ZM41 40V39H40ZM49 40H50V38H49ZM55 40H57V39H54V42H55ZM60 40V38H58V40L57 41H59ZM86 40V39H85ZM95 40V39H94ZM93 40V41H94ZM98 40V39H97ZM102 40V39H101ZM109 41H110V38L108 39ZM107 40V41H108ZM146 40V39H145ZM167 39H165V41H166ZM171 40V39H170ZM186 40V39H185ZM256 40V39H255ZM254 40V41H255ZM257 40H256V42H257ZM38 41H39V39H38ZM47 41H48V39H47ZM70 41H72V39L70 40ZM77 41V40H76ZM76 41H74L73 43H75ZM78 41V42H79ZM83 41H84V39H83ZM89 41V39L87 40V42ZM116 41V40H115ZM163 41V40H162ZM192 41V40H191ZM191 41H189V42H191ZM2 42H0V43H2ZM23 42V41H22ZM29 42V41H28ZM77 42V43H78ZM86 42V43H87ZM92 42V41H91ZM94 42H96L97 43V41L95 40ZM98 42H101V41H99L98 40ZM102 42H104V41H102ZM102 42H101V45H102ZM139 43L137 44V45H139V46H141V47H149L150 45V43L148 44V42H147V40L146 41H144V40H139L138 41ZM161 42V41H160ZM171 42V41H170ZM188 41H187V43L188 44H190ZM194 42V41H193ZM264 42V41H263ZM32 43H33V45H34V43H35V45L37 46V44H36V42H31V44H30V46L32 45ZM39 43H40V41H39ZM43 43H41V45L43 44ZM50 43H51V40H50ZM56 43V42H55ZM59 43V42H58ZM62 43V42H61ZM65 43V44H66ZM70 43V42H69ZM73 43H71V44H69V46H70V49H72L73 50V48L75 49H77V47H72L71 48V46H73ZM81 43V42H80ZM79 43V44H80ZM89 43V42H88ZM192 43V42H191ZM218 42H216V44H217ZM46 44V43H45ZM45 44H43V45H45ZM49 44V43H48ZM53 44V43H52ZM51 44V45H52ZM64 44V42H63V45H65ZM82 44L84 45V43L82 42ZM92 43H90V44H88V46H87V48L88 47H90L89 45H91ZM119 43H117V45H118ZM122 44H124V43H122ZM121 44V45H122ZM153 44H155L154 42H152L151 43V46L153 45ZM181 44V45H182ZM187 44V45H188ZM255 44V43H254ZM259 44V43H258ZM27 45V47H28V44H26ZM34 45V46H35ZM56 45V44H55ZM61 45V48H62V44H60ZM59 45V46H60ZM66 45H68V44H66ZM66 45H65V47H66ZM82 45V46H83ZM96 45V44H95ZM98 45V44H97ZM115 45V44H114ZM120 45V44H119ZM191 45V44H190ZM257 45V44H256ZM2 46H1V48H2ZM22 46H23V44H22ZM38 46H40V44L38 45ZM98 46H100V45H98ZM103 46V45H102ZM151 46L149 47V48H151ZM162 46V45H161ZM180 46V45H179ZM189 46V45H188ZM223 46V45H222ZM233 46H235V47H233ZM263 46V45H262ZM261 46V47H262ZM11 47H14V48H12L11 49ZM45 47H48V46H46L45 45ZM52 47H54V46H52ZM65 47H63L64 49H66ZM79 47H80V45H79ZM84 47V46H83ZM94 47V46H93ZM101 47V46H100ZM100 47H96V49L95 50H97V49H99ZM118 47V46H117ZM124 47H126V46H124ZM157 47V46H156ZM160 47V46H159ZM158 47V48H159ZM198 47H200L199 49H198ZM205 47H203V48H205ZM216 47H218L217 45H215V48ZM224 47H226V46H224ZM264 47V46H263ZM15 48V49H16ZM19 48V47H18ZM20 50L22 51L24 48H22L21 47V45H20ZM41 48H43V47H41ZM40 48V49H41ZM86 48V49H87ZM95 48V47H94ZM102 48V47H101ZM109 48V47H108ZM131 48V47H130ZM162 48V47H161ZM167 48V47H166ZM169 48H167V49H169ZM192 48V49H193ZM219 49H224L223 47H218ZM255 48V47H254ZM11 49V50H10ZM38 49V48H37ZM39 49V50H40ZM51 50H53L52 48H50ZM56 49V48H55ZM64 49H63V51H64ZM67 49H69V47L67 48ZM85 49V50H86ZM103 49V48H102ZM100 50L101 52L103 51V50ZM120 49H121V47H120ZM128 49V48H127ZM132 49V48H131ZM164 49V48H163ZM181 49V48H180ZM179 49V50H180ZM210 49V48H209ZM257 49V48H256ZM26 50V52L28 51L29 52V50H27V49H25ZM32 50V49H31ZM42 50H47V49H42ZM60 50V49H59ZM59 50H55V51H58V52H56V55H58V53H59ZM88 50V49H87ZM92 50V49H91ZM91 50L89 49V51L91 52ZM114 50H116L117 51V49H114ZM114 50H113V52H114ZM129 50V49H128ZM149 50H152V48L151 49H149ZM158 50V49H157ZM170 50V49H169ZM207 50V49H206ZM213 50V49H212ZM216 51L215 52H217V49H215ZM220 50V51H221ZM10 51V52H9ZM18 51H19V49H18ZM21 51H20V53H21ZM34 51V50H33ZM33 51H31L32 53H34ZM49 50H47V51H45V52H48ZM61 51H62V49H61ZM74 51V50H73ZM83 51V50H82ZM89 51H85L86 53L87 52H89ZM139 51V50H138ZM160 51H161V49H160ZM174 51V50H173ZM176 51V50H175ZM204 51V50H203ZM208 52H209V50H207ZM219 51V50H218ZM17 52V51H16ZM23 52V51H22ZM42 52V51H41ZM74 52H80V49H79V51H74ZM84 52V53H85ZM96 52V51H95ZM98 52H99V50H98ZM98 52H96L97 54H98ZM107 52V51H106ZM140 52V51H139ZM153 52V51H152ZM151 52V53H152ZM165 52H166V50H165ZM180 52V51H179ZM181 52H183V54L182 55H185L184 53L186 52L185 50H181ZM247 52V51H246ZM250 52V51H249ZM257 52H259V51H257ZM15 53V52H14ZM50 53V52H49ZM123 53V52H122ZM135 53V52H134ZM133 53V54H134ZM151 53L149 54V55H151ZM154 53H155V51H154ZM167 53V52H166ZM165 53V54H166ZM168 53H170L169 51H168ZM192 53H194V52H192ZM222 53V52H221ZM17 54V53H16ZM22 54H24L23 56H25V54H27V53H25V51H24V53H22ZM29 54H30V52H29ZM39 54H41V53H39ZM43 54H44V52H43ZM46 54V53H45ZM44 54V55H45ZM51 56L52 55H55V54H52V51H51ZM50 54H49V56H50ZM63 54L64 53H62V56H63ZM69 53H67L66 55H68ZM79 54H81V52L79 53ZM96 54V55H97ZM114 54V53H113ZM112 54V55H113ZM138 54V53H137ZM160 54V53H159ZM164 54V53H163ZM223 54V53H222ZM221 54V55H222ZM228 54H230V53H228ZM31 55V54H30ZM44 55H42V56H44ZM48 55V54H47ZM55 55V56H56ZM65 54H64V56H66ZM69 55H71V53L69 54ZM74 56L76 55V57H77V54L75 53V54H73ZM82 55H84L83 53H82ZM82 55H80V56H82ZM89 55V57L91 58L92 56H90L91 54H89V53H87V56ZM92 55H94L93 54V52H92ZM148 55V56H149ZM154 55V54H153ZM156 55V54H155ZM168 55V54H167ZM170 55H172L174 58H175V56L173 55V54H171L170 53ZM181 55V54H180ZM217 55V54H216ZM249 55V54H248ZM262 55H263V57H262V60H263V66H264V53H262ZM1 56V55H0ZM19 56V55H18ZM22 56V57H23ZM27 57H28V55H26ZM25 56V57H26ZM32 57H33V55H31ZM40 56V55H39ZM59 56H60V53H59ZM73 56V57H74ZM86 56V55H85ZM95 56V55H94ZM99 56H101V54L99 55ZM189 56V55H188ZM188 56H186V59H187V57ZM224 56V55H223ZM222 56V57H223ZM256 56V55H255ZM260 56V55H259ZM14 57L16 58V56L14 55ZM20 57V56H19ZM26 57V58H27ZM31 57V58H32ZM45 57V56H44ZM44 57H42V59L44 58ZM72 57V56H71ZM70 57V58H71ZM76 57H74V58H76ZM84 56H82V58H83ZM89 57H88V59H89ZM97 57V56H96ZM104 57V56H103ZM102 57V58H103ZM111 57V56H110ZM117 57H120V56H117ZM122 57V56H121ZM151 57H152V55H151ZM157 57V56H156ZM160 57H161V55H160ZM168 57V56H167ZM207 57V56H206ZM221 57V58H222ZM258 57V56H257ZM26 58H25V60H26ZM37 58V57H36ZM46 58V57H45ZM64 58V57H63ZM66 58H68V56L66 57ZM78 58V57H77ZM92 58H95V57H92ZM91 58V59H92ZM99 58V57H98ZM144 58V57H143ZM166 58V57H165ZM165 58L163 59L164 61H165ZM216 58V57H215ZM219 58V57H218ZM218 58L217 59H214V61H220V60H218ZM225 58V56L223 57V59ZM240 58V57H239ZM250 58V57H249ZM260 58V57H259ZM5 59H7V58H5ZM9 59V58H8ZM23 59V58H22ZM32 59H34V58H32ZM39 59H40V57H39ZM51 59V58H50ZM84 59V58H83ZM86 59H87V57H86ZM96 60H98L97 58H95ZM153 59V58H152ZM183 59H184V61L186 60L184 57H183ZM207 59H209V58H207ZM225 59H227V58H225ZM244 59H246V58H244ZM14 60V59H13ZM17 60V59H16ZM27 60H29V59H27ZM31 60V59H30ZM44 60V59H43ZM53 60V59H52ZM64 60H66V59H64ZM72 60H74V59H72ZM78 60V59H77ZM153 60H156L155 58L153 59ZM175 60L177 61V59L175 58ZM212 60V59H211ZM24 61V59L21 61V63L20 62H17V63H20V64H17V66L18 65H23V62ZM35 61V60H34ZM56 61H57V59H56ZM58 61H59V59H58ZM61 61V60H60ZM66 61H68V59L66 60ZM71 61V60H70ZM75 61V60H74ZM73 61V62H74ZM89 61V60H88ZM93 61V60H92ZM92 61H90L91 63H92ZM167 61V60H166ZM176 61H175V63H176ZM181 61V60H180ZM29 62V61H28ZM30 62H32V61H30ZM37 62V61H36ZM36 62H34V63H36ZM76 62V61H75ZM75 62H74V64H75ZM78 62H79V60H78ZM83 63H84V61H82ZM89 62V67H90V63ZM169 62V61H168ZM200 62V61H199ZM25 63H27V62H24V64ZM43 63V62H42ZM45 63V62H44ZM61 63H62V61H61ZM61 63H59V64H61ZM69 63V61L67 62V64ZM72 63V62H71ZM99 63H100V60H99ZM198 63V64H197ZM211 63H212V61H211ZM226 63V62H225ZM7 64V63H6ZM29 64V63H28ZM27 64V65H28ZM37 64V63H36ZM35 64V65H36ZM40 64V63H39ZM38 64V65H39ZM46 64V63H45ZM44 64V66L43 67H45L46 65ZM58 64V63H57ZM65 65H66V63H64ZM70 64V63H69ZM68 64V65H69ZM81 64V63H80ZM80 64H78V65H80ZM97 64H98V62H97ZM101 64V63H100ZM166 64V63H165ZM213 64H215L214 62H213ZM212 64V65H213ZM219 63H217V64H215V65H218ZM32 65H34V64H32ZM49 65V64H48ZM64 65V66H65ZM73 65V64H72ZM75 65H77V64H75ZM75 65H73L74 67H75ZM88 65V64H87ZM86 65V66H87ZM92 65H95V70H96V68H97V70L99 71V69H98V67L96 66V64H95V62L93 61V64ZM91 65V66H92ZM174 66L176 65V64H173ZM186 65H187V63H186ZM194 65V64H193ZM213 66V67H216V66ZM220 65V64H219ZM252 65V64H251ZM260 65V64H259ZM29 66L31 67V65L29 64ZM37 66V65H36ZM40 66H42V65H40ZM39 66V67H40ZM63 66V65H62ZM83 66V65H82ZM189 66V65H188ZM191 66V65H190ZM230 66V65H229ZM232 66V65H231ZM14 67H15V65H14V63H9L8 62V64H7V68L9 69V71L10 70H13L14 69ZM18 67H20V66H18ZM22 67V66H21ZM24 67V66H23ZM29 67V69H31ZM36 68L35 66H32V68ZM43 67H42V69H43ZM48 67H52V65H50V66H48ZM54 67V66H53ZM56 67H61V66H56ZM67 66H65V68H66ZM69 67V66H68ZM85 67V66H84ZM88 67V66H87ZM92 67H94V66H92ZM92 67H91V69H92ZM168 66H166V68H167ZM255 67V66H254ZM55 68V67H54ZM65 68H63V69H65ZM70 68H72V66H70ZM69 68V69H70ZM165 68V69H166ZM173 68V66L170 68V69H172ZM225 68V67H224ZM20 69V68H19ZM18 69V70H19ZM42 69H38L40 72H42L43 70ZM67 69V68H66ZM76 69H78V67L76 68ZM80 69V68H79ZM163 69V68H162ZM180 69V68H179ZM246 69V68H245ZM264 69V68H263ZM24 70V72H25V69H23ZM44 70H45V68H44ZM49 70V69H48ZM52 70L53 69H51V72H52ZM55 70V69H54ZM70 70H72V69H70ZM75 70V69H74ZM81 70V69H80ZM94 70V71H95ZM169 70V69H168ZM210 70V69H209ZM214 70V69H213ZM218 70H219V68H218ZM224 70V69H223ZM236 70V69H235ZM254 70V69H253ZM255 70H257V68L255 69ZM2 71H4V70H2ZM20 71H22V68L19 70V72ZM34 71V70H33ZM31 72L30 71V75H32V73L34 74V72ZM63 71V70H62ZM67 71H69V70H67ZM66 71V72H67ZM77 71V70H76ZM88 71V70H87ZM132 71V70H131ZM159 71V70H158ZM157 71V72H158ZM178 71H180V70H178ZM190 70H188V72H189ZM215 71V70H214ZM221 71V70H220ZM225 71V70H224ZM238 71V70H237ZM245 71V70H244ZM11 72V71H10ZM23 72V71H22ZM28 72V71H27ZM39 72V74L41 75V73ZM44 72V74H46L45 73V71H43ZM54 72V71H53ZM63 72H65V70L63 71ZM62 72V73H63ZM77 72H79V70L77 71ZM89 72V71H88ZM96 72V71H95ZM155 73L156 75L157 74H159V73ZM170 72V71H169ZM187 72V73H188ZM198 72V71H197ZM248 73L247 74H250L251 75V73H249V71H247ZM12 73V72H11ZM38 73V72H37ZM37 73H36V75H37ZM55 73V72H54ZM61 73V74H62ZM70 73V72H69ZM91 73V72H90ZM93 73V72H92ZM184 73V72H183ZM186 73V74H187ZM219 73V72H218ZM263 73H264V71H263ZM3 74V73H2ZM1 74V75H2ZM13 74V73H12ZM11 74V75H12ZM22 74V73H21ZM28 74H29V72H28ZM38 74V75H39ZM76 74V73H75ZM94 74V73H93ZM163 74V73H162ZM185 74V75H186ZM262 74V73H261ZM35 75V74H34ZM55 75H57V74H55ZM65 76H66V73L64 74ZM68 75H70V74H67V76ZM72 75V77H74L73 75V73L71 74ZM86 75V74H85ZM95 75V74H94ZM167 75H169V74H167ZM185 75H184V77H185ZM190 75V74H189ZM225 75V74H224ZM15 76V75H14ZM24 76V75H23ZM33 76V75H32ZM31 76V77H32ZM46 76H47V74H46ZM45 76V77H46ZM84 76V75H83ZM91 76V75H90ZM148 76H150V77H152L151 75H148ZM164 76H166V75H164ZM226 76H228V75H226ZM231 76V75H230ZM233 76V75H232ZM263 76H264V74H263ZM4 77V76H3ZM6 77V76H5ZM9 77V76H8ZM19 77V76H18ZM34 77V76H33ZM42 77L44 78V76H43V74H42ZM41 77V78H42ZM72 77H70V78H72ZM85 77V76H84ZM87 77V76H86ZM85 77V78H86ZM93 77V76H92ZM160 77V76H159ZM183 77V79H185ZM190 77V76H189ZM188 77V78H189ZM1 78H2V76H1ZM25 78V77H24ZM38 78V77H37ZM53 78V77H52ZM51 78V79H52ZM68 78H69V76H68ZM69 78V79H70ZM84 78V79H85ZM98 78H101L100 76H98ZM135 78V77H134ZM154 78V77H153ZM198 78V77H197ZM223 78H225V76H223L222 74H215V76L214 77H211V76H206L205 77V79H202V80H197V79H194V80H197V82H201L200 83V86L198 87V90H199V92L201 93V99H208V101L210 100V103L208 104V106L206 107V109L210 112V114H212V113H214V111H219V110H224L225 111V109L226 110H229V112H228V114H229V116H228V119H227V122H228V124L230 123L233 127H235V129H237V131H238V134H239V137H240V140H237L238 142V144H240V149H241V152H242V150L244 151V149H245V140L246 139H244V136H246L245 135V133L246 132H249V134H250V128H252L251 127V125H249V121H248V119H249V114L251 113V111L250 110H248V109H250V107L252 106V104L250 105V104H248V102L245 100V98H244V95H243V97H241V98H239V96L237 95H234L235 97H236V104H233L231 107H223L222 106V103H221V101L220 100H218V99H216V97L218 96V97H220V96H223L224 95V92L226 91H223V87H222V83H223ZM235 78H238V76H236V77H234V79ZM245 78V77H244ZM252 78V77H251ZM263 78V77H262ZM5 79V78H4ZM10 79V78H9ZM17 79V78H16ZM20 79L22 80V78L20 77ZM19 79V80H20ZM31 79V78H30ZM47 79V78H46ZM59 79V78H58ZM102 79V78H101ZM147 79V78H146ZM155 79V78H154ZM164 79V78H163ZM226 79V78H225ZM241 79V84L244 86L245 84H244V79H242V78H240ZM258 79H259V77H258ZM18 80V79H17ZM17 80H15L16 81V83H17ZM33 80V79H32ZM34 80H35V78H34ZM37 80V79H36ZM39 81H40V78L38 79ZM48 80H50L49 78H48ZM55 80V79H54ZM57 80V79H56ZM55 80V81H56ZM71 80V79H70ZM80 80V79H79ZM79 80H78V83H79ZM82 80H83V78H82ZM88 80V79H87ZM92 80H94V79H92ZM123 80H124V78H123ZM130 80H133V79H130ZM135 80V79H134ZM228 80V79H227ZM226 80V81H227ZM249 80V79H248ZM0 81H1V83H3L2 82V80L0 79ZM7 81V79L5 80V82ZM30 81V80H29ZM38 81V82H39ZM43 81V80H42ZM66 81H68V79H66ZM85 82H86V80H84ZM103 81V80H102ZM143 81V80H142ZM155 81H156V79H155ZM157 81H159V80H157ZM187 81V80H186ZM190 82H191V80H189ZM189 81H187V83L189 82ZM250 81V80H249ZM253 81H255V80H253ZM261 81V80H260ZM5 82H4V84H5ZM32 82V81H31ZM37 82V83H38ZM85 82H84V86H85ZM154 82V81H153ZM160 82V81H159ZM163 82L164 81H162V84H163ZM184 82V81H183ZM262 82V81H261ZM15 83V82H14ZM23 83V82H22ZM36 81H35V83H34V85L36 86ZM40 83V82H39ZM43 83V82H42ZM47 83V82H46ZM45 83V84H46ZM49 83H50V81H49ZM48 83V84H49ZM51 83H56V82H54V81H52ZM82 83V82H81ZM80 83V84H81ZM95 83V82H94ZM129 83V82H128ZM136 83H137V81H136ZM161 83V82H160ZM186 83V84H187ZM193 83V82H192ZM253 83V82H252ZM20 84V83H19ZM18 84V85H19ZM71 84H73V83H71ZM154 84V83H153ZM161 84V85H162ZM189 84V83H188ZM194 84V83H193ZM211 84H215L212 88H210V86H211ZM224 84V83H223ZM247 84H249L248 82H247ZM259 84V83H258ZM257 84V85H258ZM264 84V83H263ZM3 85V84H2ZM30 85V84H29ZM32 85V84H31ZM50 85V84H49ZM53 87H54V85L53 84H51ZM50 85V86H51ZM69 85V84H68ZM146 85V84H145ZM159 83H158V86L157 87H159ZM251 85V84H250ZM255 85V84H254ZM21 86V85H20ZM33 86V85H32ZM31 86V87H32ZM42 86V85H41ZM55 86H57V85H55ZM70 86V85H69ZM72 86V85H71ZM75 86V85H74ZM74 86H72V87H74ZM82 86V85H81ZM101 86V85H100ZM131 86V85H130ZM155 86V85H154ZM153 86V87H154ZM184 86V85H183ZM188 86V85H187ZM190 86H191V84H190ZM190 86L187 88V90L188 91H192L193 92V95H198V92L197 91H195V90H193V89H191L190 88ZM256 86V85H255ZM261 86V85H260ZM0 87H1V84H0ZM3 87V86H2ZM15 87V86H14ZM22 87V86H21ZM28 87V86H27ZM39 86L37 85V87L36 88H38ZM43 87H45L46 88V86H43ZM95 87V86H94ZM94 87H93V89H94ZM147 87H149V86H147ZM185 87V86H184ZM194 87V86H193ZM233 87V86H232ZM246 87H247V85H246ZM262 87V86H261ZM20 88V87H19ZM18 88V89H19ZM36 88H35V90H36ZM47 88L48 89H50L49 87H48V85H47ZM46 88V91H48V89ZM56 88V87H55ZM64 88V87H63ZM75 88V87H74ZM84 88V87H83ZM85 88H86V86H85ZM84 88V89H85ZM106 88V87H105ZM162 87L160 86V89H161ZM243 88V87H242ZM17 89V90H18ZM23 89V88H22ZM54 88H52V90H53ZM79 89V88H78ZM86 89H89L88 87L86 88ZM85 89V90H86ZM101 89V88H100ZM147 89V88H146ZM155 89H157V88H155ZM159 89V91H163V90H160ZM163 89H164V86H163ZM197 89V88H196ZM240 89V88H239ZM238 88L236 89V91H234L233 90V94H235L238 90H239ZM2 90V89H1ZM0 90V93L2 92V91H4V90H2L1 91ZM20 90H21V88H20ZM19 90V91H20ZM71 90H72V88H71ZM166 90V89H165ZM218 90H219V92H218ZM241 90V89H240ZM251 90V89H250ZM249 90V91H250ZM39 91H40V89H39ZM43 91H44V89H43ZM55 91V90H54ZM84 91V90H83ZM82 91V92H83ZM131 91V90H130ZM228 91V90H227ZM248 91V92H249ZM264 91V90H263ZM26 92V91H25ZM34 92V91H33ZM42 92V91H41ZM40 92V93H41ZM45 92V91H44ZM75 92V91H74ZM79 92V91H78ZM81 92V91H80ZM85 92V91H84ZM105 92V91H104ZM129 92V91H128ZM135 92V91H134ZM148 92V91H147ZM154 93L156 92V90L155 91H153ZM160 92V93H161ZM248 92L246 93V94H248ZM10 93H12V91H10ZM13 93H14V91H13ZM18 93V92H17ZM20 93V92H19ZM49 93V92H48ZM58 93H60V92H58ZM96 93V92H95ZM144 93V92H143ZM165 93V92H164ZM163 93V94H164ZM199 93V94H200ZM263 93V92H262ZM26 94V93H25ZM93 94V93H92ZM163 94H160V95H163ZM231 94H232V92H231ZM1 96H0V100H1V97H2V94H0ZM24 95V94H23ZM39 95V94H38ZM41 95H42V93H41ZM40 95V96H41ZM61 95H63V94H61ZM60 95V96H61ZM88 95V94H87ZM141 95V94H140ZM144 95H146V94H144ZM159 95V96H160ZM228 95H230L229 94V92H228ZM22 96V95H21ZM55 96V95H54ZM165 96V95H164ZM207 96H209V97H211V96H216L215 97V100H211V99H209V97L208 98H206ZM233 96V97H234ZM251 96V94H249V97ZM12 95L11 96H9L8 97V101H10V100H12ZM33 97V96H32ZM46 97V96H45ZM50 97V96H49ZM53 97V96H52ZM62 97V96H61ZM64 97H67V96H64ZM81 97V96H80ZM91 97V96H90ZM166 97V96H165ZM184 97H187V96H184ZM223 97H225V96H223ZM222 97V98H223ZM235 97H234V100H235ZM247 97H248V95H247ZM37 97H35L34 98V101H35V103L36 102H41L43 99H41L40 100V97H39V99H36ZM54 98V97H53ZM93 98V97H92ZM133 98H134V96H133ZM152 98V97H151ZM160 98H163V97H159L158 99H160ZM252 101L254 100V97L252 96ZM259 98V97H258ZM14 99V98H13ZM23 99V98H22ZM27 99V98H26ZM33 99V98H32ZM31 99V100H32ZM47 99V98H46ZM46 99H45V101H46ZM51 99L52 98H50V99H48V100H50V102H51ZM60 99V98H59ZM87 99V98H86ZM138 99V98H137ZM220 99V98H219ZM247 99V98H246ZM249 99V98H248ZM4 100V99H3ZM15 100V99H14ZM31 100L30 99H28L27 100V102H26V105L27 106H31L33 103L31 102ZM48 100H47V103L48 104H43V103H41V104H43L44 106L41 108L40 107V109H39V111H34V109H33V111L34 112H36L33 116L34 117H36V120L38 121H36L39 125L38 126H40L41 127V129H42V131H43V129L46 131H43V132H45V135H47L46 133H48V132H50L51 131V128H52V126L54 125V123L55 122H58L59 123V121L60 120H58V119H61L60 117H59V113H60V110H61V105L58 107L60 110H58V108L56 107H54L53 105V108L51 107V104L48 102ZM52 100H54L55 101V99H52ZM78 100H81V99H79V97H78ZM89 100V99H88ZM114 100V99H113ZM131 100V99H130ZM154 100H155V98H154ZM161 100V99H160ZM188 100V99H187ZM192 100H195L194 99V97L192 98ZM223 100V99H222ZM234 100H232V102L234 101ZM250 100V99H249ZM5 101V100H4ZM33 101V102H34ZM115 101V100H114ZM157 101V100H156ZM159 101V100H158ZM229 101V100H228ZM20 102V101H19ZM24 102V101H23ZM164 102V101H163ZM162 102V103H163ZM197 102L199 103L200 101H198L197 100ZM9 103V102H8ZM56 103V102H55ZM155 103V102H154ZM153 103V104H154ZM175 103H178L177 105H179V106H181V107H183V109L185 108L186 109V113H184L183 112V114L186 116V117H188V111L190 112H192V110H193V113L194 112H197L196 110H195V107L194 106H190V105H188L185 101H184V103L182 102V101H179V102H175ZM191 103V102H190ZM234 103V102H233ZM251 103V102H250ZM254 103V102H253ZM258 103H260V102H258ZM38 104H40V103H38ZM40 104V105H41ZM57 104V103H56ZM59 104V103H58ZM61 104V103H60ZM63 104V103H62ZM89 104V103H88ZM150 104V103H149ZM156 104V103H155ZM154 104V105H155ZM203 104V103H202ZM206 104V103H205ZM257 104V103H256ZM33 105H35V107H36V104H33ZM39 105V106H40ZM67 105V104H66ZM158 105V104H157ZM194 105V104H193ZM196 105V104H195ZM226 105V104H225ZM23 106H25V105H23ZM58 106V105H57ZM147 106V105H146ZM169 106H171V105H169ZM205 106V105H204ZM203 106V107H204ZM9 107V106H8ZM12 107V106H11ZM15 107V106H14ZM65 107V106H64ZM160 107H161V105H160ZM253 107H254V105H253ZM255 107H257V106H255ZM25 108V107H24ZM33 108V107H32ZM31 108V109H32ZM78 108V107H77ZM76 108V109H77ZM154 108H156L155 106H153V110H154ZM168 107H166V109H167ZM174 108V107H173ZM247 108V109H246ZM252 108V107H251ZM1 109H4V108H1ZM30 109V108H29ZM150 110L152 109L151 108V104H150V108H149ZM159 109H161V108H159ZM169 109H170V107H169ZM181 109V108H180ZM254 109V108H253ZM253 109H251V110H253ZM12 110V109H11ZM23 110V109H22ZM58 110V111H57ZM69 110H70V108H69ZM68 110V111H69ZM98 110V109H97ZM147 110H148V108H147ZM156 110V109H155ZM154 110V111H155ZM168 110V109H167ZM200 110V109H199ZM205 110V109H204ZM30 111H32V110H30ZM32 111V112H33ZM66 111V110H65ZM72 111V110H71ZM75 111V109L72 111V112H74ZM157 111V110H156ZM159 111V110H158ZM166 111V110H165ZM211 111H213L212 113H211ZM216 111V112H217ZM232 111H234L233 112V114L235 113V111H237L238 112V117L237 116H234V115H232ZM260 111V110H259ZM258 111V112H259ZM9 112V111H8ZM16 112H18V111H16ZM19 112H21V111H19ZM27 112V111H26ZM28 112H29V110H28ZM63 112V111H62ZM61 112V113H62ZM76 112V111H75ZM117 112V111H116ZM149 112V115L151 114V115H153L152 114V112L150 113V111H148ZM163 112H164V108H163ZM170 112H172L171 110H170ZM202 112V111H201ZM207 112V111H206ZM208 112V113H209ZM10 113V112H9ZM13 113H15V112H13ZM31 113V112H30ZM61 113H60V115H61ZM77 113V112H76ZM79 113V112H78ZM82 113V112H81ZM80 113V114H81ZM87 113H89L88 111H87ZM119 113V112H118ZM160 112H158V113H156L157 115L159 114ZM188 113V114H187ZM261 113V112H260ZM1 115H3L2 113H0ZM25 114V113H24ZM66 115H67V113H65ZM79 114V116L80 117H82L81 115ZM192 114V113H191ZM190 114V115H191ZM209 114V115H210ZM215 114V113H214ZM217 115L219 114L218 112L216 113ZM224 114V113H223ZM228 114H226V115H228ZM237 114V113H236ZM6 115H7V113H6ZM21 116H22V114H20ZM20 115H18V116H20ZM26 115V114H25ZM25 115L23 116V117H25ZM27 115H29V114H27ZM83 115H84V113H83ZM225 115V114H224ZM225 115V116H226ZM258 115V113H257V108H255V113H253L252 114V116L256 119V118H260V116H257ZM8 116V115H7ZM11 116H13L12 115V113H11ZM33 116H30V118L32 119V117ZM86 116V115H85ZM84 116V117H85ZM90 116V115H89ZM88 116V117H89ZM159 116H160V119H161V114H159ZM159 116H157L158 118H159ZM166 116H169V115H167L166 114ZM176 116V115H175ZM193 116V115H192ZM203 116V115H202ZM201 116V117H202ZM251 116V119H254L253 117ZM70 117V116H69ZM88 117H86V120L87 121H85L84 120V122L83 123H86L87 124V122H88V125L87 126H89V125H91V124H89L90 123V120L89 119H87ZM165 117V116H164ZM164 117H162V118H164ZM172 117H174L173 116V114L171 113V115L169 116V121H171L170 119H172V120H174L175 121V119H173ZM205 117H207V116H205ZM7 118H9V117H7ZM7 118H4L5 120L7 119ZM66 118H68V116L66 117ZM65 118V119H66ZM218 118H219V116L217 117V116H214L213 114L211 115V118H209V119H212L213 120V123L212 122H210L212 125H211V127L213 126V128H210L209 127V134L210 135H212L213 136V134H215L214 132H213V130H215L216 131V128L218 127V125H219V123L221 122H217L216 120H218ZM222 118H223V116H222ZM221 118V119H222ZM35 119V118H34ZM64 119V118H63ZM70 119H71V117H70ZM77 119V118H76ZM165 119V118H164ZM208 119V118H207ZM236 119V120H235ZM11 120V119H10ZM17 120V119H16ZM22 120H24V119H22ZM74 120V119H73ZM72 120V121H73ZM79 120H80V118H79ZM89 120V121H88ZM124 120V119H123ZM163 120V119H162ZM212 120H210V121H212ZM3 121V120H2ZM6 121H8V120H6ZM14 121H15V119H14ZM19 121V120H18ZM20 121H21V119H20ZM62 121V120H61ZM68 121H69V119H68ZM68 121H67V123H66V125H65V127L67 126V124H68ZM108 121V120H107ZM207 121L208 120H205V122L207 123ZM23 122V121H22ZM24 122H25V120H24ZM23 122V123H24ZM33 122H35V121H32V123ZM71 122V121H70ZM76 122H78V120H76ZM75 122V123H76ZM80 122H81V120H80ZM158 122H160V123H162V122H164L165 123V121H158ZM166 122H168L167 120H166ZM173 122V121H172ZM172 122H171V124H172ZM251 122V124H253V122L255 123V124H259V123H256L254 120H252V121H250ZM257 122H259V121H257ZM7 123V122H6ZM11 124H12V129H13V133L15 134V135H17V132L18 133H20L21 135L24 133V126H23V129H22V125L21 124H19L18 125V123L15 121L14 122V125H13V123L12 122H10ZM28 123H30V122H28ZM63 123V122H62ZM74 123V122H73ZM177 123H178V121H177ZM3 124V123H2ZM27 124V123H26ZM61 124V123H60ZM65 124V123H64ZM72 123H70V125H71ZM78 124H80V123H78ZM78 124H76L77 126H78ZM167 124V123H166ZM214 124V125H213ZM221 124V123H220ZM262 124H264V123H262ZM6 125V124H5ZM27 125H29V124H27ZM35 125H37L36 123H35ZM75 125V124H74ZM83 125V124H82ZM160 125H162V124H160ZM163 125H165V124H163ZM168 125V124H167ZM166 125V126H167ZM0 126H2V125H0ZM11 126V125H10ZM15 126H17V127H20V129L19 128H16ZM33 126V125H32ZM57 126V125H56ZM61 126H62V124H61ZM80 126V125H79ZM83 126H85V125H83ZM82 126V127H83ZM165 126V127H166ZM176 126V125H175ZM228 126V125H227ZM231 126V127H232ZM3 127H4V124H3ZM6 127V126H5ZM8 127H9V125H8ZM27 127V126H26ZM31 127V126H30ZM30 127H28V128H26V129H29ZM37 127V126H36ZM64 127V126H63ZM67 127H70L69 126V124H68V126ZM66 127V128H67ZM73 127V126H72ZM75 127V126H74ZM81 127V126H80ZM86 127V126H85ZM91 127V126H90ZM118 127V126H117ZM165 127H163L162 126V128L164 129ZM33 128V127H32ZM31 128V129H32ZM54 128H55V126H54ZM53 128V129H54ZM57 128V127H56ZM60 128V127H59ZM79 128V127H78ZM111 128V127H110ZM1 130V132H3L2 131V128H0ZM9 129V128H8ZM7 129V130H8ZM25 129V130H26ZM61 129V128H60ZM60 129H58V131L60 130ZM72 129V128H71ZM75 129V128H74ZM77 129V128H76ZM75 129V130H76ZM79 129H81V128H79ZM83 129H85L84 127H83ZM117 129V128H116ZM118 129H120L119 127H118ZM177 129V132H178V127H176V128H174V130H171L170 132H169V135L166 137L167 139V142H168V145L169 146H171V145H176V143H177V137H174V138H172V136L173 135H177V132H175V130ZM179 129H180V127H179ZM208 129V128H207ZM233 129V128H232ZM54 130H56V129H54ZM61 130H63V129H61ZM60 130V132H63V131H61ZM66 130H68L69 132L71 131L70 130V128H67ZM65 130V131H66ZM75 130H73L72 129V131H74V132H76ZM86 130V129H85ZM211 130H212V132H211ZM256 130V129H255ZM29 131V130H28ZM28 131H27V133H28ZM34 131L35 130H33V135H34ZM36 131H37V129H36ZM41 131V132H42ZM53 131V130H52ZM57 131V130H56ZM57 131V132H58ZM68 131H66V132H68ZM77 131H78V129H77ZM80 131V130H79ZM231 131V130H230ZM237 131H236V133H237ZM253 131H254V128H253ZM257 131V130H256ZM9 132V131H8ZM11 132H12V130H11ZM26 132V131H25ZM40 132V131H39ZM120 131L118 130V133H119ZM234 132V131H233ZM258 132V131H257ZM263 132V131H262ZM12 133V134H13ZM32 133V132H31ZM56 133V132H55ZM73 133V132H72ZM71 133V134H72ZM108 133V132H107ZM236 133H235V135H236ZM254 133V132H253ZM6 134L8 135V134H10V132L9 133H7L6 132ZM5 134V135H6ZM19 134V135H20ZM25 134V133H24ZM35 134H39V133H35ZM53 134V133H52ZM58 134V133H57ZM62 133H60V137L62 136V138H63V134L61 135ZM67 134V133H66ZM74 134H77V132L76 133H74ZM252 134V133H251ZM258 134V133H257ZM257 134H255L256 136H254L255 138H257ZM19 135H17V136H19ZM29 136H32V135H30V134H28ZM27 135V136H28ZM40 135V134H39ZM64 135H65V133H64ZM69 135V134H68ZM80 135V134H79ZM93 135V134H92ZM234 135V134H233ZM262 135V134H261ZM10 136V135H9ZM16 136V137H17ZM38 136V135H37ZM42 136V135H41ZM40 136V137H41ZM54 136V135H53ZM56 136V135H55ZM81 136V135H80ZM215 136H217V134L215 135ZM215 136H213V137H215ZM221 136V135H220ZM34 136H32V139H33V141H31V140H29V142L31 141L32 143L34 142V138H33ZM40 137H37V138H40ZM44 137V136H43ZM46 137V136H45ZM48 137V139L51 137H49V136H47ZM59 137V138H60ZM76 137H78V135L76 136ZM82 137V136H81ZM81 137H78V138H76V141H78V139H80ZM103 137V136H102ZM229 137H230V135H229ZM233 137V136H232ZM238 137V136H237ZM237 137H235L236 139H237ZM259 138H257L256 139V141H255V143H253V144H255V145H257V143H261L263 140H264V138L262 137L261 138V136H258ZM18 138V137H17ZM28 138V137H27ZM53 138V137H52ZM74 139H75V137H73ZM72 138V139H73ZM217 138V137H216ZM245 138H247V137H245ZM8 139V138H7ZM14 139V138H13ZM20 139H21V137H20ZM41 139H42V137H41ZM41 139H39V140H41ZM45 139V138H44ZM51 139V138H50ZM54 139V138H53ZM52 139V140H53ZM57 139V138H56ZM66 139V138H65ZM71 139V141H73ZM84 139V138H83ZM91 139V138H90ZM207 139V138H206ZM218 139V138H217ZM251 139V138H250ZM249 139V140H250ZM262 139V140H261ZM11 140V139H10ZM38 140V141H39ZM58 140L60 141V139H57V142H58ZM228 140V139H227ZM248 140V139H247ZM253 140V139H252ZM5 141H8V140H4V138H3V136H0V154L2 153V152H4V150L3 149H5L4 148V145L6 144V142ZM21 141V140H20ZM222 141V140H221ZM234 141V140H233ZM251 141V140H250ZM10 142V141H9ZM28 142V143H29ZM41 142V141H40ZM43 142V141H42ZM45 142V141H44ZM49 142H50V140H49ZM48 142V143H49ZM54 142H55V144H56V140H54L53 141V144H54ZM75 142V141H74ZM80 142H82L81 140H80ZM79 142V143H80ZM96 142V141H95ZM100 142V141H99ZM240 142V143H239ZM8 143V142H7ZM17 143H18V141H17ZM27 143V142H26ZM36 142H34L33 144L34 145H36V144H38V143H36ZM52 143V142H51ZM60 143V142H59ZM58 143V144H59ZM77 143V142H76ZM85 143V142H84ZM113 143V142H112ZM250 143V142H249ZM262 143H264V142H262ZM9 144V143H8ZM15 144V143H14ZM44 144V143H43ZM52 144V145H53ZM55 144H54V147H55ZM57 144V145H58ZM72 144V143H71ZM232 143L230 142V145H231ZM237 144V145H238ZM251 144V143H250ZM16 145V144H15ZM31 145V144H30ZM34 145H33V149L35 148L34 147ZM41 145V144H40ZM40 145H36V146H40ZM46 145H47V143L45 142V144H44V147H46ZM59 145H61V146H64V142H63V145L62 144H59ZM67 145H69V144H67ZM174 145V146H175ZM229 145V144H228ZM249 145V144H248ZM6 146V145H5ZM12 146V145H11ZM17 146V145H16ZM19 146V145H18ZM17 146V148H19ZM48 146H50V144H48L47 145V147L45 148V150L48 148ZM78 146V145H77ZM81 146H83V144L81 145ZM94 146V145H93ZM173 146V147H174ZM236 146V145H235ZM254 146V145H253ZM31 148H32V145L30 146ZM50 147H52V146H50ZM65 147V146H64ZM69 147H71V146H69ZM183 147V146H182ZM224 147V146H223ZM249 147H250V145H249ZM25 148V147H24ZM29 148V147H28ZM40 148H41V146H40ZM58 148V147H57ZM72 148V147H71ZM251 148V147H250ZM14 149V148H13ZM27 149V148H26ZM43 150H44V148H42ZM41 149V150H42ZM49 149V148H48ZM52 149V148H51ZM61 149V148H60ZM60 149H57V150H60ZM237 149V148H236ZM254 149V151H253V154L254 155H252L251 153H250V149L248 150V153H249V155L250 156H247L246 158H242V154H244V153H241L240 155L241 156H237V159H236V161H237V166H238V168H243V169H245V164L247 165V168H249L248 166H251V162L254 164V162H253V160H255L256 161V158L258 157V152H255L256 151V148L254 147L253 148ZM7 150H8V147H7ZM19 150V149H18ZM24 150V149H23ZM57 150H52L53 152H50V153H52V155H53V153H55V154H57L56 152H57ZM75 150V149H74ZM78 150V149H77ZM222 150L224 151H228V149H225V148H222ZM9 151V150H8ZM12 151V150H11ZM17 151V150H16ZM20 151V150H19ZM26 151V150H25ZM29 151V150H28ZM28 151H26V152H28ZM37 151H39V149L37 150ZM49 151H51L50 149H49ZM48 150H47V153L49 152ZM225 151H224V153H225ZM12 152H14V151H12ZM43 152V151H42ZM45 152V151H44ZM60 152V151H59ZM63 152V150L61 151V153ZM76 152V151H75ZM80 152V151H79ZM181 152V151H180ZM15 153V152H14ZM14 153H13V156H15L14 155ZM31 153H34V156L36 155L35 154V151L34 152H32L31 151ZM31 153H29V154H31ZM37 153V152H36ZM49 153V154H50ZM60 153V154H61ZM64 153V152H63ZM76 153H78V152H76ZM247 153V152H246ZM262 153H263V155H264V144H262ZM262 153H261V156H262ZM38 154H39V152H38ZM54 154V155H55ZM60 154H57V155H55V156H53V158L55 159V160H53L52 159V157H51V155H50V159H52L53 161L51 162V163H53L54 162V164H52V165H55L56 167L59 165V166H61V164H58L59 163V159L60 158H58V157H60ZM230 154V153H229ZM232 154V153H231ZM236 154H238V151L236 152ZM2 155V154H1ZM6 156H7V154H5ZM9 155H11V154H9ZM32 155V154H31ZM40 155V154H39ZM4 156V155H3ZM6 156H4V157H6ZM13 156H11V157H13ZM33 156V155H32ZM33 156V157H34ZM41 157L42 156H44V157H46V153H42L41 155H40ZM40 156H38V157H36L37 159L40 157ZM62 156V155H61ZM194 156L195 155H193V154H190L189 155V158H191V161L195 164V158H194ZM17 157V156H16ZM29 157V156H28ZM31 157V156H30ZM40 157V158H41ZM43 157V158H44ZM230 157V156H229ZM260 157V156H259ZM7 158H8V156H7ZM6 158V159H7ZM99 158V157H98ZM219 158H220V156H219ZM236 158V157H235ZM241 158H242V160H241ZM260 158H262V157H260ZM1 159V158H0ZM5 159V158H4ZM3 159V160H4ZM11 159H16V158H11ZM28 159V158H27ZM26 159V160H27ZM33 160H34V158H32ZM36 159V161L38 162V160ZM45 159V158H44ZM50 159H48V160H50ZM224 159V158H223ZM222 158H221V161L223 160ZM263 159H264V157H263ZM23 160H24V158H23ZM61 160V159H60ZM63 160V159H62ZM95 160V159H94ZM241 160V161H240ZM252 160V161H251ZM260 160V159H259ZM11 161V160H10ZM17 161V160H16ZM44 161V160H43ZM46 161V160H45ZM51 161V160H50ZM50 161H49V163H50ZM111 161V160H110ZM110 161H109V163H110ZM199 161V160H198ZM226 161V159H224L223 160V162H225ZM39 162H40V159H39ZM42 162V161H41ZM41 162H40V166H39V164H38V167H41ZM63 162V161H62ZM61 162V163H62ZM72 162V161H71ZM90 162V161H89ZM93 162V161H92ZM98 162V161H97ZM100 162V161H99ZM103 162V161H102ZM113 162V161H112ZM219 162V161H218ZM51 163H50V166H52L51 165ZM88 163V162H87ZM91 163V162H90ZM229 163H231V162H229ZM257 163V162H256ZM3 164H5V167L7 168L8 167V165L10 164L9 162H7V161H2L1 160V163H0V184H1V189H2V191H1V193H0V199H2V201L0 200V202H4V203H7V205H9L10 204V206H11V204L14 202V200H17L16 199V197L14 196V194L15 195H17V193L15 192L16 191V184L14 183V179H15V173L14 172H12V173H10L9 171L11 170H9V171H7V170H4V169H6L5 167H3V169H1L2 168V166H3ZM14 164V163H13ZM47 164H48V161H47ZM56 164H58V165H56ZM63 164V163H62ZM11 165V164H10ZM9 165V166H10ZM17 165V164H16ZM36 165V164H35ZM91 165H92V167H93V164L91 163ZM190 165H191V163H190ZM30 166V165H29ZM63 166H64V164H63ZM62 166V167H63ZM75 166V165H74ZM80 166V165H79ZM100 166V165H99ZM12 167V166H11ZM11 167H9V168H11ZM16 167H18V166H16ZM26 167H28V166H26ZM36 167V166H35ZM42 167H43V165H42ZM48 167V166H47ZM88 167V166H87ZM19 168V167H18ZM49 168V167H48ZM53 168H54V170H56L55 169V167L53 166ZM60 168V167H59ZM63 168H65V166L63 167ZM191 168V169H190ZM190 170L188 171V172H195L196 173V170H197V166H194L193 164L190 166ZM226 168V167H225ZM253 169H254V167H252ZM15 169V170H14ZM14 169H13V171H16V168L14 167ZM20 169V168H19ZM19 169H17V171L19 170ZM28 169H30V168H28ZM41 169V172H43V168H40ZM50 169H52V168H50ZM49 169V170H50ZM79 169V168H78ZM85 169V168H84ZM83 169V170H84ZM89 169V167L87 168V170ZM216 169V168H215ZM38 169H36L35 171H37ZM45 170V169H44ZM64 170V169H63ZM70 170V169H69ZM68 170V171H69ZM34 170L32 169V172H33ZM35 171H34V175L35 174H38V173H35ZM58 171V170H57ZM77 171V170H76ZM216 171V170H215ZM239 171V170H238ZM245 171V170H244ZM254 171V170H253ZM259 171V170H258ZM19 172V171H18ZM31 172V171H30ZM46 172H48V171H46ZM56 172V171H55ZM60 171H58V173H59ZM61 172H62V169H61ZM89 172V171H88ZM219 171L217 170V173H218ZM241 172V171H240ZM25 172H23V174H24ZM44 173V172H43ZM57 173V172H56ZM64 173V172H63ZM83 173V172H82ZM220 173V172H219ZM237 173V172H236ZM243 173H245V172H243ZM13 174V175H12ZM19 174V173H18ZM69 174V173H68ZM220 174H224L223 173V171L220 173ZM246 174V173H245ZM244 174V175H245ZM47 175V174H46ZM45 174L43 175V180H42V182L45 180V176H46ZM50 175H51V173H50ZM60 175H62V174H60ZM240 175V174H239ZM253 175V174H252ZM251 175V176H252ZM264 175V174H263ZM17 176V175H16ZM20 176V175H19ZM19 176L17 177V178H19ZM29 176V175H28ZM27 176V177H28ZM33 176V175H32ZM36 176L37 175H35L34 177V179H36ZM48 176V175H47ZM52 176V175H51ZM50 176V177H51ZM64 176V175H63ZM66 176V175H65ZM190 176H192V175H190ZM189 176V177H190ZM226 176V175H225ZM243 176V175H242ZM248 176V175H247ZM247 176H245V177H247ZM24 177V176H23ZM22 177V178H23ZM26 177V176H25ZM24 177V178H25ZM31 177V176H30ZM29 177V178H30ZM49 177V176H48ZM56 177V179H57V177L58 176H55ZM60 177V176H59ZM81 177V176H80ZM193 177V176H192ZM244 177V178H245ZM264 177V176H263ZM28 178V179H29ZM78 178H79V176H78ZM216 179H218L217 177H215ZM220 178V177H219ZM21 179V178H20ZM26 179V178H25ZM39 179V178H38ZM46 179H48V178H46ZM58 179H60V178H58ZM58 179L56 180V181H58ZM74 179V178H73ZM76 179V178H75ZM75 179H74V181H75ZM192 179V178H191ZM15 180H19V179H15ZM23 180V179H22ZM40 180V179H39ZM38 180V181H39ZM62 182L64 181L63 179H60ZM78 180H80V179H78ZM193 180V179H192ZM228 180V179H227ZM19 181H21V180H19ZM26 181H28V180H26ZM41 181V180H40ZM51 181V180H50ZM49 180L47 181L48 183L50 182ZM53 181L55 182V180L53 179ZM66 181V180H65ZM82 181V180H81ZM84 181V180H83ZM82 181V182H83ZM185 181V180H184ZM16 182V181H15ZM22 182V181H21ZM45 182V181H44ZM52 182V181H51ZM50 182V183H51ZM60 181H58V183H59ZM80 182V181H79ZM187 182V181H186ZM213 182H215L216 184H217V181L216 180H214ZM18 183V182H17ZM26 183V182H25ZM25 183H23L22 182V185L24 184L25 185ZM30 183V182H29ZM40 183V182H39ZM47 183V184H48ZM75 183V182H74ZM81 183V182H80ZM215 183H213V185L215 184ZM41 184V183H40ZM45 184V187H46V183H44ZM51 184H53V182L51 183ZM56 184H57V182H56ZM62 184V183H61ZM72 184V183H71ZM219 184H220V181H219ZM15 186V187H14ZM18 187H19V184L17 185ZM27 187H25L26 189V191H25V195H26V192H28L29 193V189L27 190V188H28V186L29 185H26ZM36 186H38V185H36ZM36 186L34 185L33 186V188H36ZM44 186V185H43ZM42 186V187H43ZM56 186V185H55ZM61 186V185H60ZM218 187V186H217ZM32 188V187H31ZM38 188V187H37ZM44 188V187H43ZM48 188V187H47ZM54 188V187H53ZM72 188V187H71ZM15 189V190H14ZM17 190H19L20 191V189H17ZM32 190V189H31ZM37 190V189H36ZM39 190V189H38ZM44 190V189H43ZM49 190V189H48ZM61 190V189H60ZM201 190V189H200ZM35 191V190H34ZM33 191V192H34ZM57 191V190H56ZM64 191V190H63ZM62 191V192H63ZM20 192H23L22 190L20 191ZM32 192V195H34V193ZM49 192H51V191H49ZM52 192H53V190H52ZM28 193H27V196H28ZM41 193V192H40ZM46 193V192H45ZM68 193V192H67ZM197 195H198V193H196ZM36 195H37V193H36ZM49 195H50V193H49ZM194 195H195V193H194ZM18 196H20V193H18ZM43 196V195H42ZM51 196V195H50ZM191 195H189V197H190ZM24 197V196H23ZM23 197H22V199H23ZM31 197V196H30ZM38 197H39V193H38ZM46 197V196H45ZM45 197H43V201H44V198ZM188 197V196H187ZM188 197V199L190 200V198ZM18 198V197H17ZM54 198H57V197H54ZM198 198H200V199H202L201 197H200V195L198 196ZM246 198V197H245ZM28 199H29V197H28ZM32 199V198H31ZM174 199V198H173ZM30 200V199H29ZM50 200V199H49ZM92 200V199H91ZM252 200V199H251ZM253 200H255L254 199V197H253ZM23 201V200H22ZM42 201V202H43ZM180 201V200H179ZM178 201V202H179ZM182 201V200H181ZM180 201V203H178V204H180L179 205V209H180V211H182V213H190L189 212V210L187 211V207L185 206L186 205V203H188V202H186V203H183V204H181L182 202ZM184 201V200H183ZM186 201V200H185ZM242 201V200H241ZM9 202V203H8ZM24 202V201H23ZM26 202V201H25ZM46 202V201H45ZM164 202V201H163ZM190 202V201H189ZM197 202H199V199L197 200ZM259 202V201H258ZM39 203V202H38ZM51 203V202H50ZM49 203V204H50ZM61 203V202H60ZM59 203V204H60ZM160 203H161V201H160ZM243 203H244V206H243V209H245L244 210V212L246 211V208L248 207V205H249V203L251 204V202H249V199L247 198V199H243ZM260 203V202H259ZM262 204V203H261ZM15 205V204H14ZM17 205V204H16ZM31 205V204H30ZM188 205V204H187ZM259 205V204H258ZM21 206V205H20ZM45 206V205H44ZM64 206V205H63ZM83 206V205H82ZM254 206H256V205H254ZM194 207V206H193ZM225 207V206H224ZM258 207H260V206H258ZM264 207V206H263ZM8 208V207H7ZM10 208V207H9ZM12 208V207H11ZM56 208V207H55ZM255 208V207H254ZM43 209V208H42ZM241 209H242V207H241ZM242 209V210H243ZM251 209V208H250ZM7 210V209H6ZM10 210V209H9ZM165 210V209H164ZM164 210H162V211H164ZM241 210V211H242ZM257 210V209H256ZM12 211V210H11ZM166 211V210H165ZM164 211V212H165ZM191 211V210H190ZM248 211V210H247ZM163 212V213H164ZM244 212H241V213H243V214H239V215H241V216H245V214H244ZM248 212H250V211H248ZM28 213V212H27ZM30 213V212H29ZM33 213V212H32ZM114 213V212H113ZM247 213V212H246ZM253 213V212H252ZM247 215H248V213H247ZM192 216V215H191ZM231 216V215H230ZM182 217V216H181ZM196 217V216H195ZM221 217V216H220ZM258 217H260V219H258ZM51 218V217H50ZM192 218H194V217H192ZM240 218V217H239ZM184 219V218H183ZM28 220V219H27ZM234 220V219H233ZM247 221V220H246ZM182 222H183V220H182ZM182 222H181V224H182ZM188 222V221H187ZM233 223H235V222H233ZM180 224V225H181ZM239 224H240V222H239ZM258 224V225H257ZM203 226H205V225H203ZM250 227H252V229H251V231L250 230H247L246 231V234H245V239H244V243H246V241H247V239L249 240V238H251V244H253V240H252V236H255L256 237V235H258V234H260V236L261 237H263L264 238V211H262V213H260V210L258 209L257 210V212H256V214L253 216V218H252V222L250 223V225H249ZM259 226V227H258ZM199 227V226H198ZM207 227V226H206ZM258 227V228H257ZM242 228H243V224H241L240 225V227H239V229L237 228V230H239L240 231V229H241V231H242ZM199 229V228H198ZM243 229H245V228H243ZM200 230V229H199ZM202 230V229H201ZM42 231V230H41ZM257 232V233H256ZM202 233V232H201ZM37 235V234H36ZM240 236H242V235H240ZM259 236V235H258ZM254 237V238H255ZM260 237V238H261ZM239 238V237H238ZM259 239V238H258ZM259 241V240H258ZM205 242V241H204ZM261 242V241H260ZM47 243V242H46ZM256 243H257V240H256ZM226 245V244H225ZM238 245V242H236L235 240H233V243H232V246H237ZM12 246V245H11ZM15 246V245H14ZM58 246V245H57ZM231 246V247H232ZM256 246H263L262 248L264 249V245H262V244H260V245H256L255 244V246H254V249L256 248ZM70 247V246H69ZM222 247V246H221ZM221 247H219V249H218V253L220 252L219 250H220V248ZM230 247V248H231ZM247 247V246H246ZM1 248V247H0ZM236 248V247H235ZM241 248H243V251H246L245 253H244V257L246 258V259H249V258H247V255H248V253H250V247L248 246L246 249H244V246H239V251H235L236 252V254H240V253H242L241 252ZM69 249H71V248H69ZM251 249H253V248H251ZM253 249V250H254ZM262 249V250H263ZM2 250V249H1ZM227 250V249H226ZM256 250V249H255ZM259 250H261V249H259ZM261 250V251H262ZM233 251V250H232ZM214 252V251H213ZM227 252V251H226ZM259 252V251H258ZM189 253V252H188ZM264 253V252H263ZM236 254H234V252H231V253H229V255H230V259H231V264H235V259H236ZM260 254V253H259ZM30 255V254H29ZM29 255H28V257H29ZM71 256H72V254H70ZM219 255V254H218ZM228 255V256H229ZM261 255H262V253H261ZM34 256V255H33ZM110 256V255H109ZM257 256V255H256ZM30 257H31V255H30ZM2 258H6V256H4L3 255V257ZM32 258V257H31ZM31 258H29V259H31ZM34 258H35V256H34ZM229 258V257H228ZM264 258V257H263ZM229 259V260H230ZM259 259V258H258ZM261 259H262V257H261ZM260 259V261H262V260H264V259H262L261 260ZM6 260V259H5ZM113 260V259H112ZM195 260V259H194ZM213 260V259H212ZM223 260V259H222ZM207 261V260H206ZM210 261V260H209ZM5 263L4 264H9V262L8 261H4ZM214 262V261H213ZM258 262V261H257ZM2 263V262H1ZM49 263H51V262H49ZM3 264V263H2ZM51 264H53V263H51ZM194 264V263H193ZM207 264V263H206ZM211 264H212V262H211ZM222 264V263H221ZM245 264H249V262L248 261H246V263ZM255 264H257V263H255Z\"/></svg>", "mask_w": 264, "mask_h": 264}]
</instances>
